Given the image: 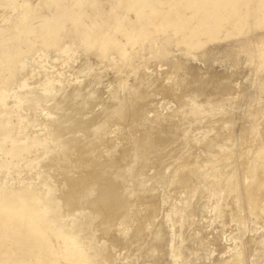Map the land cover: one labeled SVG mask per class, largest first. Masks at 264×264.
<instances>
[{"label":"rangeland","instance_id":"374dc122","mask_svg":"<svg viewBox=\"0 0 264 264\" xmlns=\"http://www.w3.org/2000/svg\"><path fill=\"white\" fill-rule=\"evenodd\" d=\"M164 1L166 3L161 4V3H159L156 0H121V1L120 0H12L11 2H9L10 4L6 5V4H2L3 1L0 0V9H1L0 13H2L0 15V17H1L0 18L1 19V21H0V23H1L0 24V29H1L0 30V36H1L0 37V97L1 98L0 99H2V98L4 99V100L2 99V101H4V102H2L0 100V102L2 103V104L0 103V107H1V109H0V114H1L0 115V117H1L0 121L2 120L0 122V125H3V128H5V126L7 125V127L5 128L4 132H3L4 129H2V126H0V130L2 131V132H0V161H2V163H4V164H6V165L8 164L10 166H12L13 164L14 165L16 164V167H18L17 168L18 171H16L17 170L16 167L13 168L14 165L12 167L9 166L10 167V169H9V167L8 168H7V166L4 167V164L2 165L1 162H0V166L1 165L3 166V167L0 168V171H2V172H0V174H1L0 176L2 177V178L0 177V179L3 180V182H0V186H1V188L4 187V188H2L3 190H9L10 188L14 190L16 188L21 189L23 186H25V187L31 186L34 183L35 177H36V180H38L39 182L43 181L42 183H43V186L45 187V190H46V194L44 195V198H45V201L51 207V211L48 213V216L51 219H54L55 217L58 218L59 224L60 223L64 224V223L68 222V220H69V222L71 220L73 230L76 233L80 232L83 237H86L89 240L91 239L90 243L92 245H95V247H97V249L101 253L106 249L107 244L110 243L111 246L115 245V248L113 247V249L117 250V251L121 250L119 252L121 254V257H124V258L126 257V259L120 257L119 258V262L116 263V264H122V263L126 264V261H127V264H143V263L144 264H146V263L148 264L149 262L150 263L153 262V264H161V263L162 264H166V263L167 264H173V263L174 264L175 263L179 264L178 261L179 262L181 261V262H183L181 264H184L185 262L187 263L192 258H193L192 260L194 261V264H198L200 261L203 262L201 264H205L204 262H206L207 260H208L207 261L208 263L212 262L211 259H213V261H214L215 260L214 256L219 255L218 252L220 254H223L224 251H226V248L228 246H229L228 248H230V250L227 248L228 249L227 253H224V255H223V256L226 255L228 259H230V257H231V260H233V261L235 260V258L236 259H240L238 264H244L245 262H246L245 264H247V262L250 263V264H256L257 262H258L257 264H260V263L264 264V260H263L264 259V247H263V244H264V242H263L264 241V239H263V236H264L263 228L264 227L263 226L264 225H262V224H264L263 223L264 222V218H263L264 217L263 216V214H264V212H263L264 211L263 210L264 209V203H263L264 198L262 197L264 195L263 194L264 193V185H263L264 184V179H263L264 176H262V174L258 173V172H260V173L263 172V175H264V160H263L264 159V156H263L264 154L262 153L264 151V148L262 147V146H264V49H263L264 47L263 46L259 47V44L255 43L256 39H258V33H260V32L264 33L263 32V30H264V0H170V2H169V0H164ZM167 2H168V4H167ZM13 3H15V4L17 3L18 8L20 9V10L17 9L18 13L16 12V10L12 11L13 10L12 7L14 5ZM1 5H2V7H1ZM3 6H5V7H3ZM170 7H172V9L175 11V13H174V11H172L173 13H171L170 15L168 14L169 16L166 15V16H168L169 24H166V25L165 24L164 25L159 24L158 25V23L160 21L162 22V20L166 17L165 16V11H163V10H168V9H170ZM4 9L5 10L9 9L10 13L12 12L13 15L9 14L8 10L6 11L7 14L5 12H2V11H5ZM22 11H24L25 13L28 12V15H29V16H26V18L24 19L23 22L21 21V17H22L21 14L23 13ZM176 11L178 12L179 15H176L177 14ZM249 11H251V12H249ZM252 12H255V14L252 13ZM232 14L234 15L235 18L233 17ZM248 14H250V15H248ZM3 16L5 17V19L3 18ZM11 16L15 20H13L11 18ZM9 17L11 19H8ZM16 19L19 20L20 22L16 21ZM172 19H173V21H172ZM40 20H44V23H42L43 21L41 23H38ZM141 20L144 21L143 24H145V25H147V23L149 24V29L151 31L148 32L149 31V29H148L147 33H145L146 31L145 32L144 31L143 32H139L138 34H135L136 36L132 35V37L129 40H126L123 37L122 33H121L122 29L125 26H126V28L130 27V29H135V28L138 29L140 27V21ZM88 31H89V33H87ZM153 31H154L155 34H152ZM228 32L231 33L232 37H230V38L226 37ZM205 34H207V35H205ZM255 35H257V36H255ZM112 36H113V38L115 37L114 39H119L123 43H125V46L121 47L117 43H115L116 45H114V43H112V42L108 43V41L110 40V37H112ZM149 36H151V37H149ZM197 36H199V37L197 38ZM215 37H217V38L215 39ZM233 37H235V38H233ZM211 38H212V40H211ZM220 38H221V40H219ZM192 39H193V41L188 42V41H190ZM198 40L204 42L205 46H202V47H199V48L191 47V45L195 44ZM154 41L157 43V44H155V46H154ZM250 41H252V42H250ZM260 41L262 42L263 40H260ZM260 41L257 40L256 42L259 43ZM93 42H94V44H93ZM244 42H245V44H244ZM101 43H103V44H101ZM205 43L206 44L208 43V44L206 45ZM263 43H264V41H263ZM96 44H98L97 47H95ZM111 44H112V48L110 46ZM109 46H110L111 49H113L112 51L108 50V49H110ZM115 47L116 48L119 47V48L116 49ZM256 47L259 48V49H257ZM101 48L104 49V52H103V49H101ZM120 48H122V50L127 51V55L128 56H126L125 58L120 56L122 50H120V53H119V51L115 52L116 50H119ZM105 51H106L107 54H105ZM60 52H61V54H60ZM104 54L108 58H106L104 56ZM59 55L65 56V59L66 60L68 59V60L67 61L64 60V57L62 58L61 56H60V58H58ZM104 57H105V59H104ZM172 57L173 58L177 57L178 59L175 58L174 60H172L173 59ZM31 59L32 60L34 59L35 63ZM108 59H109V61H108ZM128 59H131V60H129L130 62L128 61ZM162 59H163V61H162ZM179 59H180V62H179ZM38 60H39L40 63L41 62L42 63L39 64V62H37ZM69 60H70V62H68ZM71 60L73 61V63H72ZM101 60H102V62H101ZM104 60H106V61H104ZM125 60H127V62H129V63H126ZM159 60H161V61H159ZM176 60L179 62V63L177 62V64H180L182 62L181 65L175 64ZM200 60H201V62H200ZM122 61H123L124 67H123V65H119V64L122 63ZM30 62H31V64H30ZM36 62L38 63L37 64L38 67L37 68L35 67V69H34L33 66H36ZM171 62L172 63L175 62V63L173 65H170ZM52 63H53V65H52ZM67 63H69V64L66 65ZM155 63H157V64L155 65ZM158 63H160V64L158 65ZM183 63H187V64L183 65ZM193 63L195 64V66H192V65H194ZM128 64H130V65L127 66ZM133 64H135V65H133ZM114 65H115V67H113ZM125 65H126L127 68H125ZM152 65H154L155 67L152 66ZM175 65H176V67H175ZM182 65H183V67H182ZM119 66H122V67H119ZM131 66L133 68H131ZM134 66H136V68ZM166 66L169 67V68H167ZM177 66H178V69L180 68L182 70L179 69L180 71L177 72L176 71L177 70ZM189 66H190V69H189ZM31 67H33V68H31ZM192 67L193 68L196 67V69L194 68L196 72L199 70L198 71L199 72L198 75L200 74V78L201 79L199 78L197 73H195V71L192 70L193 69ZM20 68H22V69H20ZM118 68H120V70ZM121 68H123V69H121ZM147 68L151 69V71L149 72V70ZM152 68L154 70H156L158 73H156V71H154ZM156 68H159V69L162 68V69L159 70V69H156ZM164 68H165L166 71L168 70V72H167L168 76H167L166 71H164ZM29 69L30 70L32 69L31 71L33 73H31V71ZM124 69H126V70H124ZM173 69H175V70H174L173 73H171ZM33 70H35V71H33ZM123 70L127 71V72L126 73L124 72L125 74L122 75L120 73V71L123 72ZM184 70H186L187 73L184 72ZM71 71L73 72V74H72ZM192 71L194 72L195 76L193 75ZM23 72H24V75H23ZM164 72H165L166 75H164ZM20 73H22V76L23 77L25 76V77L24 78L22 76L20 77V75H21ZM56 73H57V76H56ZM155 73L158 74L157 77H155L156 76ZM160 73H161L162 76L160 75ZM174 73L177 74V75H174ZM190 73H191V75H190ZM25 74H28V75L30 74L29 77H31V79L28 76H26ZM65 74H69V76L65 75ZM118 74H119V76H118ZM186 74H188V75H186ZM32 75H35V77L32 78L33 77ZM63 75H65V76H63ZM196 75L198 76V78H197ZM207 75L209 77H212L213 80L210 81L211 78H209V77H208L209 79H207ZM164 76H166V78H164V80H163ZM169 76L173 77V78H170ZM182 76L183 77L186 76V77L184 79H181ZM193 76H194V78H193ZM27 77H28L29 81L27 80ZM50 77H51V80L48 81L49 83L47 81H44V80H46V79H48ZM70 77H72V78H70ZM143 77L145 78L144 81L142 80ZM176 77L179 79V81L176 80L177 79ZM187 77H189V79ZM215 77H216V79H215ZM221 77H223V79ZM52 78L54 79L55 82L52 80ZM68 78H70V79H68ZM118 78H120V79L118 80ZM174 78H175V81H174ZM76 79H78V80H76ZM123 79H125V80L127 79V82L125 80H123ZM158 79H159L160 82L157 81ZM128 80H129V82H128ZM161 80H163V81H161ZM181 80L185 81V82H182ZM195 80H196L197 83L195 82ZM218 80H220L219 82H222V80H225V81H223L224 83L226 81H229V82L225 83V84H223V82H222L221 84H219V86H217L218 83H219ZM259 80H261V81H259ZM18 81H20L21 84H18ZM25 81H27V82H25ZM50 81H53V83L55 85L52 82H50ZM56 81H60V82L62 81V82L61 83L60 82L57 83ZM80 81L82 83H80ZM123 81H124V83H123ZM166 81H167V83L164 84V82H166ZM176 81H177V83H175ZM189 81H190V83H189ZM192 81H193V84H192ZM204 81H206L207 83L204 82ZM214 81H215V83L217 85L214 83ZM24 82H25V84H24ZM41 82H42V84H41ZM44 82H46L48 85L46 83H44ZM142 82H143V84L144 83L145 84H150L151 83V86H154V85H157V86L159 85L160 86V84H162L159 89H156V90L152 89V91L150 93L151 95L149 93L146 94L147 95V98H146L147 100L146 99L144 100L145 103H144L143 100H140L141 98H139V97H134V96L133 97H129V92L134 88V85L139 86V85L142 84ZM156 82H157V84H156ZM161 82H163V83H161ZM212 82H213V84L215 86L213 84H211ZM173 83L176 84L175 87H176L177 91H175L176 90V89H174L175 87H172V86H174ZM182 83H184L185 85L183 86ZM81 84H84V85L82 86ZM179 84L180 85L182 84L181 85L182 87H180ZM58 85L59 86L62 85V86L59 87ZM93 85H95V86H93ZM178 85L183 91L179 87L177 88ZM201 85H202V87H201ZM210 85L211 86L213 85V87H210ZM221 85H222V87H221ZM13 86H15V88ZM40 86H42L43 88H47V89H43L42 90L40 88ZM44 86H48L50 88L48 89V87H44ZM68 86H70V87H68ZM167 86H168V88H167ZM30 87H32V88L28 89ZM125 87H126V89H125ZM127 87L130 88V89H127ZM185 87L187 89H185ZM218 87H221V88H218ZM18 88L20 89V91H18ZM189 88H190V92L188 91ZM192 88H194V89H192ZM222 88H224V89H222ZM228 88L230 90H228ZM23 89H24V91H23ZM25 89H27V90H25ZM200 89H202V90H200ZM214 89H218V90H216L217 92L216 91L212 92V90H214ZM219 89H220V91H219ZM21 90H22V92H21ZM45 90H48L47 91L48 92L47 93L48 96L47 95L44 96V93L46 92ZM61 90H62V92H61ZM83 90H84V92H82ZM30 91L31 92L33 91V93L32 94L29 93ZM115 91H117V92H115ZM113 92L115 94L116 93L117 94L115 95ZM124 92H126L125 96H124ZM162 92H164V93H162ZM188 92L190 94H193L192 96H190L191 98L188 96V94H189ZM214 92H215V97H214ZM55 93H57V94H55ZM65 93H66V95H64ZM154 93L156 94L155 96L153 95ZM183 93H185V94H183ZM186 93H187V95H186ZM198 93H199V95H198ZM16 94L18 96H16ZM42 94H43V96H42ZM159 94L161 96H159ZM178 94L180 96H178ZM195 94H197V95L194 96ZM185 95L187 97L184 98L183 96H185ZM260 95L262 97H260ZM39 96H40V98H39ZM152 96H153V100L151 99ZM156 96H158V97H156ZM164 97H167L168 100L166 98H164ZM120 98H121V100H120ZM125 99H127V100H125ZM18 100H20V101H18ZM31 100H32V102H30ZM40 100L41 101L43 100V101L41 102ZM122 100L127 102V103H125V105H127V106L126 107L124 106V107L125 108L128 107V108H127V111L125 110V112H124V117L122 119L119 118V119H117L115 121V119H113V118H116V117H114L116 112H114V114H113L112 111H115V109H117L116 107L121 103ZM154 100H156V101L154 102ZM37 101H39V102H37ZM59 101H61L62 104ZM35 102H36L37 105H35ZM116 102H118V103H116ZM16 103H17V105H16ZM18 103H20V104L18 105ZM112 103H113V105H112ZM133 103H135V107H133L134 106ZM158 103H160V104L158 105ZM187 103H189V104H187ZM218 103H220V104H218ZM21 104L23 106H21ZM26 104H27V106H25ZM136 104H138L139 109H141L143 107L144 108L138 111V106ZM142 104H144V106ZM149 104H150V107H149ZM152 104H154V105L157 104V105L155 107ZM44 105H46V106L44 107ZM2 106H4V107H2ZM24 106H25V108H24ZM41 106H42V108H41ZM56 106H58L57 109H56ZM145 106H147V107H145ZM181 106L182 107L186 106L188 108H184L183 107V111H182V109H181L182 107ZM7 107H8V109H7ZM106 107H107V109H106ZM153 107H154V109H152ZM160 107H162V108H160ZM249 107H251V108H249ZM178 108H179V110H178ZM156 109H157V111H156ZM6 110H8V111L10 110V111L6 113ZM58 110L61 112V114H60V112ZM142 110H144V111H142ZM162 110L164 111V115L170 114L171 113L170 111H173V112L176 111L175 112L176 116H174L175 114H173V112L170 114V116L172 115L175 118H171L172 119L171 120L170 117H168L169 115H167L166 116V121L164 122L165 119L164 120L162 119L163 122H160L159 121L160 118H165V116L162 115L163 114ZM187 110H189L190 112L187 111ZM249 110H252V112L249 111ZM3 111H5V112H3ZM32 111L34 112V115H33L34 118H32L33 120L31 119V121H30L29 114H31ZM47 111H48V113H47ZM63 111H64V115H63ZM109 111H111V113ZM152 111H154V112H152ZM159 111H162V112H159ZM128 112L130 113V115H129ZM132 112H133V115L131 116ZM148 112H152L151 114H155V115H151L149 113V115L151 116V118L149 119L150 116L148 115ZM158 112H159V114H156ZM126 113H128V114H126ZM134 113H136V114H134ZM139 113H140V115H139ZM143 113L147 114L148 116L147 115L145 116ZM189 113H190V115H188ZM3 114H4V116H2ZM8 114H9V116H8ZM15 114H16V116H14ZM45 114L46 115L48 114V115L46 116ZM101 114H102V116H101ZM107 114H109V115H107ZM204 114H205V116H206V114H208L209 116L208 115L206 116L208 118H206L204 116ZM6 115L12 119L11 124L13 125V129H12V126L10 124L11 119L8 118ZM35 115H38V116H35ZM93 115H94V117H93ZM104 115L106 116V118L108 117V119H110L108 121L109 128H108V126L103 128V130H105V134H104L103 130H100V129L97 130L96 129L97 128V124L102 123V121L106 119ZM157 115L158 116L160 115L161 117L159 118V117H157ZM178 115H179V117H181V116L182 117L179 118V117H177ZM214 115H215V117L216 116L217 117L215 118ZM31 116H32V114H31ZM211 116H213L214 119H211L212 118ZM228 116H229V118H228ZM259 116H261V117H259ZM14 117H17V119H15ZM18 117H19V121H18ZM47 117H48L49 120L46 119ZM49 117H51V118H49ZM92 117H93V119H92ZM136 117H137L138 120L136 119ZM183 117H185L184 119H186V121L183 119ZM187 117H188V120H187ZM126 118H127V121H126ZM131 118H132V120H131ZM157 118H158V120H157ZM24 119L27 120V121H25ZM56 119L58 121H56ZM63 119H64V121H63ZM69 119L70 120L72 119V120L70 121ZM46 120L47 121L51 120L52 123L46 122ZM148 120H149L150 123L153 121L152 123H153L154 127L152 126V123L150 124L148 122ZM168 120H170L169 121L170 123L167 122ZM175 120H178L179 122L175 121ZM215 120H216V122H215ZM60 121H62V122H60ZM66 121H68L69 123L66 122ZM94 121H95V123H93ZM111 121H113V122H111ZM114 121L117 122V124L121 123L122 128H121L120 124L117 125L116 123H114ZM155 121H157V122L155 123ZM171 121L172 122L174 121L176 124L174 122H173L174 124H172ZM184 121L187 122L188 124L189 123L190 124L188 125ZM258 121H261V122H258ZM7 122H8V124H7ZM43 122H46V123L44 124ZM253 122H256V123H253ZM32 123L35 124V125L33 126ZM110 123L112 125V129L114 128V130L111 129ZM129 123H130L131 126L133 124V126L131 127L129 125ZM177 123H178V125H177ZM179 123H181V124H179ZM184 123L187 124L188 126L185 125ZM258 123H260V124H258ZM52 124H54L55 127H53ZM56 124H57V126H56ZM140 124L141 125L144 124L145 127L143 125L141 126ZM147 124H149L150 126L147 125ZM165 124H168V125L172 124L171 125L172 127L170 125L166 126ZM224 124H225V127H224ZM253 124H254V127H253ZM30 125H31V127H30ZM68 125H69V127H68ZM92 125H93V127L96 126L95 127L96 131L93 129V127H91ZM136 125H137V127H136ZM160 125L165 126V129L169 128V131L167 129V131L164 130L162 132L161 129L163 130V128H161L162 126H160ZM173 125H174V127H173ZM208 125L210 126V128H209ZM32 126L35 127L36 129H39L41 127L42 128L37 130V132H35L36 129L34 130V128H33V130H32ZM88 126H90L92 128V131H91V128L88 127ZM114 126H116V127H114ZM151 126H152V128H151ZM190 126H191V128H190ZM192 126H193L194 129L192 128ZM194 126L197 127V128L195 129ZM250 126L253 127V128H251L249 130L248 128ZM184 127H186V128L183 129ZM245 127H247V128H245ZM258 127H259V129H257ZM7 128H10V131H9V129L7 130ZM66 128H68V129H66ZM144 128L145 129L151 128L152 131L151 130H145ZM189 128L193 129V131L190 130ZM28 129H29L30 132L28 131ZM61 129L65 130V131L67 130V131L65 133H64V131H63V133H61L62 132ZM126 129L129 132H127ZM156 129L160 130L161 133H163V134L161 135V133L159 131H157ZM179 129H181V130H179ZM210 129H212V130H210ZM41 130H43L44 133ZM47 130L50 131L52 134L51 133H47ZM52 130L56 131V132H53ZM109 130H111L110 133H109ZM116 130H119V131H116ZM136 130L138 131V133H136L137 132ZM140 130H141V132H140ZM142 130H144L145 132H142ZM243 130H244V132H243ZM255 130H257V132L260 133L259 135L261 137H259V135L256 134L257 132ZM134 131H135V134H133ZM146 131H147V133H146ZM153 131H154V134H156V136L153 135ZM194 131H196V132H194ZM198 131H200V133ZM202 131H203V133H202ZM222 131L224 133H222ZM245 131H246V133H249L248 131H250V134H252L253 131H255V133H253L252 136L250 134H247V135H250L251 137L248 136V137L245 138V136H246ZM5 132H9L7 134H10V132H13V133L10 134V135H7ZM93 132H95L96 134L93 133ZM113 132H115V133H113ZM148 132H150L149 135H147ZM156 132H158V134H160L162 138ZM4 133H5V135H4ZM45 133L47 134V136H46ZM57 133H59V134H57ZM89 133H90V135H89ZM106 133H107V135L109 134L108 135L109 137H107ZM111 133H113V134H111ZM117 133H119V134H117ZM139 133H140V136H139ZM64 134H65V136H63ZM92 134L93 135L95 134L97 137L95 135L93 136ZM125 134H127L126 137L124 136ZM131 134L133 135V137L131 136ZM213 134H216L215 135V137H216L215 139L218 138L216 141H215V139L213 137L214 136ZM58 135H59V137H58ZM66 135H68V136L66 137ZM91 135L93 136V138H90V137H92ZM117 135H119V136H117ZM120 135L121 136L123 135L122 138H121ZM163 135H164V137H165V139L167 141L166 140H162V139H164ZM165 135H167V136H165ZM196 135H198V136H196ZM201 135L202 136L205 135V137H203V139H202ZM221 135H222V137L220 139ZM235 135H237V136H235ZM256 135H258V136H256ZM62 136H63V138L65 140H63ZM112 136H113V138H112ZM127 136H128V138H127ZM141 136H142V138H141ZM146 136H148V138ZM151 136H155V138L153 139V137H151ZM191 136L193 138V141H194L195 137L196 138L198 137V139H199L200 136H201V138L199 140H201V139L202 140L198 141V139L196 140V138H195V144H194V142L192 141ZM241 136H243L242 139L240 138ZM1 137H2V140H1ZM7 137H9V138L6 141V139H4V138H7ZM11 137H13V138H11ZM99 137L102 139V140H100L101 142L99 141V139H100ZM168 137H169V139H168ZM249 137H250V140H249ZM257 137H259L261 139H259ZM107 138L109 140L108 144L106 143L107 142L106 141ZM129 138H131V139H129ZM255 138H257L258 141H256ZM57 139H59L60 141L57 140ZM69 139L70 140L75 139V140H73L71 142ZM92 139H93V142L95 143V145H93ZM103 139H105V140H103ZM144 139H146V140L143 141ZM173 139H175V140H173ZM210 139L213 142H210L211 141ZM79 140H81V141H79ZM110 140L112 141V143H111L112 145L110 144V142H111ZM141 140H142V142H141ZM159 140H162V141H159ZM220 140H221V142L218 143L217 141H220ZM247 140H248V145L246 144ZM252 140H254L255 142L252 141ZM37 141H39V142L42 141L41 143H43V144L40 145V143L37 142ZM129 141L131 143L132 142H134V143L131 144V143H129ZM139 141L141 142V143H139V145L144 143V147H143V144L141 146L138 145ZM165 141H166V143H164ZM184 141L186 142V144L184 143ZM189 141H191V142H189ZM208 141L211 143L210 146H212V147L209 146V142ZM222 141L223 142L225 141L224 142L225 144H222ZM226 141H228L229 144ZM74 142L77 145H75ZM84 142H85V144H83ZM99 142L102 143V144H100ZM103 142H104V144L106 143L107 147L103 145ZM236 142L238 143V146L236 145L237 144ZM242 142H244V143H242ZM35 143H37V144H35ZM38 143H39V145H38ZM58 143H60V144H58ZM126 143L130 144L129 146L131 148L129 146H126L127 145ZM149 143L150 144L153 143V144L150 145ZM191 143H193V144H191ZM196 143H197V145H196ZM259 143L262 144V145H259ZM44 144H45V146H43ZM51 144H52V147H51ZM79 144L80 145L82 144V146H80ZM87 144H90V145L92 144V146H90V148L87 149V146H88ZM96 144H98L97 147H95ZM148 144L151 147H153V145H154V148L148 147ZM219 144H220L221 148H222V146L224 147V145H225V147L222 148V150L221 149L216 150L217 147L220 148ZM242 144H244V146H242ZM256 144H257V146L259 145L258 146L259 149H263V151L261 150V152H260L261 154L259 153L258 148L256 147ZM54 145H55V147H54ZM74 145H75V147H74ZM123 145L125 146L126 149L129 148L130 150L131 149L132 150L131 151L129 149L125 150V148L123 149V147H124ZM155 145L157 147L160 146L162 148L163 154H161V153L159 154V152H162L160 150L161 148L160 147H159L160 149L159 148H155ZM164 145H166L167 147L164 146ZM213 145H214V147H213ZM215 145H218V146L215 147ZM34 146H35V148H34ZM46 146H47V148L45 149ZM98 146H101V147H98ZM39 147L43 148V150L40 149ZM102 147H104V148H102ZM135 147H136V149H135ZM163 147H166V148L163 149ZM29 148H31V150H33V151L29 150ZM83 148L86 149V152L84 151L85 149L83 150ZM97 148H99V149L102 148V150L104 149L105 151L104 150L103 151L99 150ZM150 148L154 149V153L155 154L152 152L153 150H151ZM209 148H210V150L212 149V151L208 150ZM245 148H247L246 150L249 149L248 150L249 152L246 151V150L244 151ZM256 148H257V150H256ZM25 149H27V150H25ZM39 149L41 150L40 152H39ZM91 149H94L92 151L95 152V153H93L91 151ZM192 149L195 150V153H194V151ZM230 149H231L232 153H230L231 151L227 152ZM28 150L30 152H28ZM34 150H36V151H34ZM64 150H65V152H64ZM66 150H67V152H66ZM135 150L136 151L138 150L137 151L138 153ZM141 150H143V152ZM158 150H160V151H158ZM213 150H214V152H213ZM225 150H226V153L224 152ZM37 151L39 153H35ZM88 151L90 152V154H89ZM97 151H99L100 153L102 152L105 157L103 156L102 153H101L102 155L99 154V152L96 153ZM117 151H121L123 156L120 155L121 154L120 152L118 154ZM140 151H141V153H140ZM220 151H222V154H221ZM32 152H34L38 156L40 155L41 158L38 157L37 155L36 156L38 158L35 157L34 153H32ZM41 152H43L44 154L43 153L40 154ZM71 152L73 154H75V155L80 152L81 153L80 156H82V157H80V159L77 162H79V163L81 162L84 165L82 164V167H81V164H78L75 161L74 163H76V164H73V165H75V167H78L77 169H79V170H76V168L74 170V168H73L72 171L70 172V174L67 175L64 172H62L63 171V164H64V162L66 164L68 163L69 165L72 164L73 161L71 160V158H68V155L71 154ZM123 152H124V154H123ZM125 152L128 155L125 154ZM177 152H178V155H177ZM218 152H219V154L217 155L216 153H218ZM130 153H131V155H129ZM229 153H230V155H229ZM254 153H255L256 156L254 155ZM73 154H71V155H73ZM84 154L86 156H84ZM136 154H138V155H136ZM140 154H141V156H140ZM142 154H144V155H142ZM151 154H152V156H150ZM166 154L167 155L169 154L168 155L169 157H165L164 158V156H167ZM249 154H250V156L252 158L249 156ZM95 155H97L96 158L94 157ZM132 155L134 157L137 156L138 158H135V159L136 160L138 159L140 162L138 160L137 161L134 160L133 159L134 157L132 158ZM185 155H186V157H185ZM192 155H193V157H191ZM214 155H216V156L214 157ZM232 155L233 156L236 155V156L232 157ZM261 155H262V158L260 157ZM62 156H64V157L62 158ZM98 156L99 157L102 156L101 157L102 159L99 158ZM106 156L108 158L110 156H112L111 157V161L107 160ZM145 156L146 157L148 156V158L146 159ZM160 156L163 158L162 161H165L167 163L166 164L165 162H163V164L165 163V165H163L164 168L166 167L164 171L162 170L164 168L161 165L162 162L160 161V159H161ZM34 157L37 159V161H36V159ZM188 157H191L190 159L192 161H193V158H194V161L193 162L190 161ZM236 157H237V159H235ZM243 157H244V160H243ZM81 158H83L84 161ZM88 158L89 159L92 158V159H90L91 162H90V160L88 161ZM115 158H116L117 162L115 161ZM149 158H150V160H149ZM166 158H167V160H166ZM187 158H188V161H187ZM205 158H207V159H205ZM259 158H260L261 161L259 160ZM30 159L32 160V162H31ZM95 159L100 161V162H96ZM219 159H220V162L222 161L221 165L219 163ZM239 159L243 160L241 162V164H239V161H240ZM250 159L253 160V161H251ZM27 160H28V162H27ZM29 160H30V162H29ZM101 160L103 161L104 164H106L108 162L109 163L106 164V166H105V165H103ZM104 160L106 161V163H105ZM112 160H114V161H112ZM143 160H145L144 161L145 163L143 162ZM148 160L150 162H148ZM228 160H230V161H228ZM5 161H7V162L5 163ZM33 161H35V162H33ZM134 161H136V162H134ZM178 161L181 163V165L178 163ZM227 161H228V164H227ZM244 161H246V164L245 163L243 164ZM36 162H37V164H36ZM84 162L87 163V165ZM92 162H94V163H92ZM115 162L117 164H115ZM118 162H119V164L121 162V164L123 166H124V163H125V166L122 167L121 165L118 164ZM122 162H124V163H122ZM126 162H127V164H126ZM151 162L152 163L155 162L153 164L154 165L156 164L155 165L156 168L154 167L153 164H151ZM176 162H177L178 165L176 164ZM214 162H215V165H214ZM259 162H260L261 166L263 167V170H262V168L260 169L261 166H260ZM25 163H27V164L29 163V166L27 164H25ZM32 163L34 165H36L35 169L33 167H32L33 169L30 168L32 171H34V174H36V172L38 174L41 171L40 172L41 174L39 173L38 174L39 176L36 175L34 178L28 177L29 176L28 175V169L29 168L28 169L26 168L27 166L31 167ZM100 163H101V165H100ZM111 163H114L116 166L114 164H111ZM133 163H134V165L137 164V166L136 165L134 166ZM188 163L190 165H193V166H188L189 165ZM223 163H224L225 166H222ZM236 163H238L240 166L238 164H236ZM77 164H78V166H77ZM96 164H97V166H96ZM130 164H132V165L130 166ZM149 164H150V166H149ZM159 164L162 167L159 166ZM229 164H230V166H228ZM235 164H236V166H235ZM23 165H25L26 167L23 168ZM90 165H91V167H90ZM107 165L108 166H110V165L113 166L114 165L113 166L114 168L113 167L111 168V166L109 168ZM142 165H143V169L141 167ZM146 165H148V166H146ZM242 165L245 166L248 169L250 168L249 171H252L251 170V167H252V169H254L252 172L254 174V171H255V174L257 175V177H256V175L252 176V174H250L252 172L249 173L247 171V169L246 168L244 169V167ZM98 166L99 167H101V166L104 167L105 166V168H106V169L105 168H101L102 171L100 173H101L103 178H100V179L98 178L99 177L98 174L100 175L98 170L100 171L101 169ZM120 166H121V168H120ZM133 166H134V168H133ZM152 166L155 169L152 168ZM174 166H176V167H174ZM187 166L189 168H187ZM196 166H197V168L198 167L199 168L197 169ZM208 166H209V170H206V169H208ZM137 167L139 168V170L140 169L141 170L139 171ZM145 167H146V169H145ZM171 167H173V168H171ZM183 167H185L186 170H184ZM220 167L221 168L225 167L226 169L223 168L224 169L223 170V169H220ZM240 167H243V168H240ZM3 168H6L5 170L7 172L5 171V173H7V175H5V173L3 171L4 170ZM83 168L85 170H82ZM126 168L128 170L132 169L131 171H132L133 174L129 170V174H130V176H129V174L127 173L128 170ZM176 168L177 169L181 168V169L178 170V173H177V169ZM233 168H235V169H233ZM107 169H109V170L111 169V171L114 172L113 174H115V177L112 176L113 175V174H111L112 172L108 171ZM121 169L122 170L126 169V170H124L126 172L122 171ZM136 169L138 170L137 171L138 174L136 172ZM173 169H175V170H173ZM189 169L191 170V172L193 171V173H191L189 171ZM204 169L206 171H208V174L212 173V174H210V176L212 175L211 177H214V179L211 178V180L206 181L208 178L210 179V176H207L208 174H207V172H205ZM243 169L246 170V172H248L247 175H245L246 173H244L245 171ZM93 170H95V171L97 170L96 171L97 173H95V171H93ZM105 170L109 173V175H106L107 172ZM115 170L116 171L118 170V172L115 173ZM171 170H173V172H174L173 174H174V176L177 179H175V177L172 176L173 174L171 175V173H172ZM182 170H184L185 173ZM239 170H240L241 173L244 174L243 177H242L243 174H240ZM19 171H20V174L22 173L21 174L22 176H20V177L18 175L19 173L17 174V172H19ZM21 171H23V172H21ZM24 171H25V173H24ZM143 171H145V172H143ZM215 171H216V173H215ZM218 171H220V172H218ZM230 171H232L231 172L232 174L230 173ZM56 172H58V173H56ZM92 172H94V173L92 174ZM187 172L188 173L190 172L189 173L190 176L188 175ZM195 172H196V174H195ZM199 172H201V173H199ZM204 172L206 174H204ZM221 172H223V173H221ZM227 172H228V176H227ZM234 172H235V174H234ZM60 173H61V175H60ZM135 173H136V175H134ZM156 173L159 176V178L157 177ZM162 173H164V175ZM166 173H167V176H166ZM182 173H184V174L182 175ZM54 174L55 175L58 174L59 178H58V176L55 177ZM71 174H73L72 176H75V175L78 176V175H81V174L85 176V174H86V179L83 176L82 178H84L83 179L84 181L80 180L78 182V183H81V181H82L83 183H81V184L84 185V186H86L85 184L88 183V181H86V180L89 179L88 175H89V177L91 176V178L89 180L93 179L94 182L92 180L89 181V184L87 185L89 187H85V188H87V190H86L85 188H83V186L81 184H79L80 186H78L77 182L73 183V182L70 181V180H72V179H70V177H71L70 175ZM110 174H111V176H110ZM122 174L123 175L126 174V176L124 175V177H122L123 176ZM131 174H132V177L135 176L134 179L136 178V176H137V178H140V175L144 174L143 176L146 179H144V177H141L139 179V181L137 179L133 181V178H131ZM161 174H162V176H160ZM186 174L189 176V178L187 176V178H186L187 180L182 177L184 175H185L184 177H186ZM229 174H231L232 176L229 175ZM236 174H237V176H236ZM96 175L98 176L97 178H96ZM146 175H148V176H146ZM104 176L106 178H109V179H106ZM163 176L164 177L166 176V177L164 178ZM168 176H169V178H168ZM198 176H200V178ZM259 176L262 177V178H260ZM22 177H26L27 180L25 178H22ZM118 177H120L119 178L120 180L118 179ZM160 177L162 178V180H161ZM170 177L172 179H170ZM203 177H206L207 179L203 178ZM235 177L237 179H235ZM240 177H242V178L240 179ZM255 177L257 179V182H259V184L256 182ZM258 177L260 178V180H259ZM60 178H61V180H60ZM94 178H96V179L94 180ZM112 178L113 179L115 178V180L118 179L117 180L118 183L116 181L114 182V180ZM125 178H127V179L125 180ZM142 178H143V181H142ZM147 178L151 180V181L149 180V182L151 184L148 183ZM153 178H154V180H153ZM182 178H183V180H182ZM219 178L223 179L222 182H221V179H220L221 183L215 181L217 179L219 181ZM110 179H112L111 183H109V181H108ZM121 179H122V181H121ZM166 179H167V181H166ZM184 179H185V183H184ZM242 179H243V181L241 182ZM261 179H263L262 182H261ZM98 180H100L101 183ZM123 180H125V181H123ZM160 180L163 181L164 183L161 182ZM188 180H189V182H188ZM226 180L230 181V183H227L226 185H228L230 188L232 187L231 189L227 186V189L225 190L226 185H224V183H226ZM234 180H236V181H234ZM18 181L20 182V184L18 183ZM21 181H22V183H21ZM102 181H104V182L102 183ZM119 181H121V182H119ZM131 181H133V182L131 183ZM144 181H145V183H144ZM190 181H192V182H190ZM59 182H60V184H59ZM69 182L71 183V185L68 184ZM91 182L93 184L95 183L94 184L95 186L93 184H92L93 185L92 186ZM97 182H99V184ZM134 182H136L137 184L136 183L134 184ZM140 182L143 183V186L144 185L148 186L149 184L150 185H149V187L145 188V186L143 187ZM178 182H180V183L182 182L184 184L188 183L187 185H189V186L193 183L194 185L192 184V186H194V187H191V186L187 187L185 185L184 188H183L182 185H184V184H181V187H178V184L180 186V183H178ZM243 182L245 184V187H244ZM249 182H251L250 183L251 186L249 185ZM96 183L98 184V187H97ZM139 183L141 184V186H140ZM156 183L157 184L159 183L158 185H160V183H161V185L159 186L160 188L158 187V185ZM167 183H170V184H167ZM217 183H220V184H217ZM256 183H257V185H255ZM67 184H68V186H67ZM75 184H77V186ZM101 184H105L104 187L101 186ZM127 184H129V188H127V186H128ZM130 184H131L132 188L130 187ZM155 184H156V186H154ZM162 184H164V185H162ZM240 184H242L243 187ZM16 185H17V187H16ZM18 185H20L21 187H19ZM167 185H169L168 186V187H170L169 189H168ZM60 186H62V188H64V190L66 188L70 187V186L75 188V189L72 188L73 192H72V195H71V199L73 198V201L76 200L75 201V210H76L77 207L78 208H77L76 211L73 210V212L71 213V214L74 213L73 217H69L68 218V216H71V215H69L70 212H68L66 215H63V214H65V211H64L63 206L61 204H63L64 200L62 199V201H61V198H59L57 196L58 192L60 191L59 190ZM125 186H126L127 189H129V190L131 189L133 191L132 195H131V192H132L131 190H130L131 192H129L130 194L126 195V194H128L129 190H126ZM153 186H154V188L152 189L151 187H153ZM163 186L164 187L166 186L167 188L166 187L164 188ZM256 186H257L258 189H260L259 192L256 191L257 190V188H255ZM261 186H262V188H261ZM77 187L79 189L81 188L80 190H82V189L83 190L80 191L79 189H77ZM101 187H102V191H101ZM141 187H142V189L143 188L144 189L142 190ZM161 187H163V188H161ZM88 188L89 189L91 188L92 190L90 189L91 191H88L89 190ZM117 188H119V189L117 190ZM181 188H183V189H181ZM189 188L192 189V190H190ZM221 188H223V189H221ZM233 188L236 191L232 190ZM241 188H243L244 191H245V188H246V193L243 192V189H241ZM137 189H139V191ZM187 189H188V191L190 190L189 191L190 193H188ZM76 190H79L81 192V194L79 193V191H76ZM84 190H85V193H84ZM98 190H100L102 193H100V191H98ZM105 190H106V192H105ZM122 190H123V192H122ZM149 190H150V192H147ZM165 190H167V192H170L171 195H170V193H166ZM251 190H252V192H250ZM124 191H127L126 194L124 193ZM143 191H144L145 194L143 193ZM184 191H186V192H184ZM230 191H232V192L234 191V192L231 193ZM253 191H256V192H254L256 194H254ZM260 191H261V193H260ZM7 192L6 193L0 192V264H58V263L66 264L67 261L65 259H57V258L54 259L55 257H53L51 255V252H50L51 248L55 247L54 245L57 246L58 245V241H57L56 238H54L55 236L53 235L52 230L50 231V229H51L50 226H48V225L44 226V224L43 225H39L36 222L35 218H33L31 215H29L30 211L33 209V207H35L34 206L35 204L27 198V194L24 193V192H20V190L18 191L19 193H13L12 190L11 191H7ZM90 192H93V196H92V193H90ZM94 192H95V194H94ZM98 192H99V194H98ZM157 192H158V194H157ZM197 192H200V194L203 196L202 197L201 195H199V193L197 194V196H200L201 199L196 197V193ZM107 193H109V194H107ZM137 193H138V195H137ZM205 193L208 194V195L204 196L203 194H205ZM237 193L242 196V197L240 196L242 199L239 202L237 200L240 197L238 196ZM248 193H249L250 196L248 195ZM258 193H259V196H257ZM8 194H9V196H8L9 198L7 197ZM76 194H77V196L79 195L81 198H79V196L78 197L75 196ZM102 194H104V196L107 197V198L103 199V195ZM121 194L123 195L122 197H121ZM143 194L147 197L146 199L144 198L145 200H142L143 197H142V199H140L141 196H144ZM152 194H154V197L153 196L151 197ZM155 194H157V195L155 196ZM164 194L165 195L168 194L169 197L166 198ZM172 194L175 195L174 199L172 198ZM229 194L232 195V196H230V197H232L231 200H230V197L229 198L227 197V196H229ZM245 194H247L246 196H249V198L245 197ZM73 195H74V197H73ZM96 195H98V196H96ZM125 195L127 197H125ZM147 195L148 196L150 195L151 199L148 198ZM186 195L188 196V203L186 201L187 200V196ZM189 195H190V197H189ZM84 196H86V197L88 196L90 198L86 199V197H84ZM129 196H135V197H132V199H130ZM136 196L137 197L140 196L139 197L140 200ZM243 196H244V200H243ZM12 197H14V198H12ZM99 197L102 198V199L100 200ZM184 197L186 198L185 202H184V199H185ZM253 197H255V198H253ZM96 198L99 201H97ZM158 198H161V199L158 200ZM179 198H180V200H179ZM182 198H184V199H182ZM204 198H205V200H204ZM147 199H149V200H147ZM170 199H172V200H170ZM198 199L202 200V202L204 201L203 203H205L207 201L206 205H204L202 202L198 201ZM253 199L255 201H253ZM94 200H95V202H94ZM107 200L110 203L107 202ZM173 200H174V202H172ZM245 200H246V202H245ZM89 201H91V202H89ZM101 201H103V203H101V205H99L98 202H101ZM137 201L140 202V206L142 205V207H140V208L141 209L143 208V210H141L139 208V203ZM141 201L143 202L142 204H141ZM144 201H146V202H144ZM150 201H151V203H150ZM153 201H154V203H153ZM233 201L236 202V203H234ZM241 201H243L245 203L242 202L243 203L242 204ZM182 202H184V203L182 204ZM193 202L196 204L195 207L193 206V204H194ZM199 202L202 204V206L197 204ZM247 202H249V203L247 204ZM255 202H257V203H255ZM84 203H86V204L83 205ZM126 203H128V205H126ZM135 203L137 204L138 207L136 205H135V207H133ZM145 203H147L148 205L147 204L145 205ZM227 203H228V206H227ZM252 203H253V205H252ZM79 204L82 205V206H80ZM88 204L91 205V207H88L89 206ZM94 204H97V205H94ZM152 204H154V205L152 206ZM160 204L161 205L163 204L162 208H161ZM240 204H242L241 207H240ZM259 204H262V206L261 205L259 206ZM131 205H133V206H131ZM186 205H188V206L185 207ZM230 205H232V207ZM255 205H258V206H255ZM94 206H95V209H97L99 206H102V207H101V209L99 207L98 210H100V211H98V210L94 209ZM121 206L124 207V209L126 211ZM156 206L158 207V209H156ZM166 206L169 207V208H167ZM191 206H193L195 209L192 208ZM238 206L241 209H239ZM248 206L250 208L249 211L247 209ZM170 207L171 208L173 207V210ZM176 207H178V209H181V210L180 211L177 210ZM206 207H207V209L208 208L209 209L205 211ZM257 207H259V208H257ZM18 208H19V210H18ZM91 208H93L95 211L92 210ZM132 208H133V211L131 210ZM138 208L140 210H137ZM242 208H244V209L242 210ZM88 209H90L93 212H97L98 211V212L102 213L103 217L106 216L105 218H103L102 221H106L107 219L111 220L112 219L111 217H113V219L111 221L109 220V222H108V220L105 223L103 222L104 224H102V222H101V224H99L100 227H99V225H98V227L96 226L98 228L97 229L95 226H93L95 224L93 223V220L91 219V217L89 215H87V213L89 214L91 212ZM175 209H176V211H175ZM184 209L186 211H183ZM192 209L193 210H197V209L200 210L201 209L200 211L201 212L205 211V213L203 212V214H201V212L199 210L193 211ZM227 209H229V210H227ZM128 211H129L130 214H128ZM191 211L194 214L193 217H195V219L197 221L192 220V217L190 218V215H192ZM230 211L231 212L233 211L232 212V216H234L236 218V220H235V218L231 217V212ZM234 211H235V213H234ZM237 211H240V214ZM256 211H257V213H256ZM62 212H64V213H62ZM135 213H137V215H135ZM181 213H183V214H181ZM241 213L243 214L242 216L245 215L244 216L245 218L248 217L247 218L248 220L246 219L247 221L245 220V218H243V219L241 218L242 217V216H240ZM253 213H255V214H253ZM261 213H263V214H261ZM117 214H119V215H117ZM148 214H150V215H148ZM179 214L181 215V218H180ZM187 214L189 216H187ZM247 214H250V215L247 216ZM110 215H111V217H110ZM116 215H117V217H116ZM138 215H140V217ZM199 215L202 216L201 219H200V217H198ZM203 215L206 216V220H205V221H207L206 223L203 222L204 221L203 218H205ZM224 215H226V220L227 221L229 220L228 222L226 220L223 221ZM227 215L228 216L230 215L229 219H228ZM256 215H258V216H256ZM63 216H66V217H63ZM131 216L134 217L135 220L132 219ZM144 216H147V217H144ZM177 216H179V218L183 219V220L179 221ZM221 216L223 217L222 219H221ZM236 216L238 217V219H237ZM137 217H139V218L136 219ZM141 217H143V218H141ZM197 217H198V219H197ZM230 217H231V220H230ZM260 217H261V219H260ZM67 218H68V220H67ZM129 218H131V219H129ZM146 218L148 220H145ZM172 218L174 220L177 219L176 220V224H175V221ZM80 219H82L84 221H81ZM127 219H128V226H129V223H130L129 227L126 226L127 225L126 224L127 223ZM140 219L142 220V222H141ZM150 219L153 220L152 223H150L151 221L149 222ZM259 219L262 220V221H260ZM122 220L125 221L124 222L125 226H124V223H123ZM136 220H138V222L139 221L140 222L138 223V222H136ZM198 220H201L202 223H200ZM238 220H240V222ZM144 221H147V222L145 223ZM193 221H195V222H193ZM242 221L243 222L246 221V222L243 223ZM148 222L150 223L151 226L148 224ZM178 222L180 223V225L177 224ZM257 222H259V223H257ZM120 223H121V225H119ZM164 223H165V226H164ZM188 223L189 224L191 223L192 225L194 224V226H192L191 224L189 225ZM224 223L227 224V225H225ZM131 224L133 226H131ZM146 224H148L149 226L146 225ZM198 224H200V226ZM201 224H204V225H201ZM104 225H105V227H104ZM182 225H184L185 228ZM248 225H249V227H248ZM101 226H103V227H101ZM114 226H115V228H113ZM118 226H120V227L123 226V228L119 227V229L117 230ZM261 226H262V228H261ZM92 227L93 228L95 227V228L93 229ZM132 227H133V229H132ZM146 227H148V229ZM189 227H192L194 230L195 229H197V230L193 231L192 228H189ZM198 227L201 229V231H200V229H198ZM83 228H86L87 230L86 229L84 230ZM134 228H136L135 231H134ZM149 228H151V230ZM257 228H260V232H261L262 236L260 235L259 229H257ZM102 229L103 230L105 229L104 231H108L106 233L107 236L104 235L105 232L102 231ZM126 229H127V232H126ZM140 229H142V231H143V232H141V235H140L142 237L138 236V233L140 234V231H141ZM154 229H156V230H154ZM163 229H164V231H162ZM82 230H84V231H82ZM93 230H95V231H93ZM120 230L121 231L122 230L125 231L124 232L125 235H122V233L119 232ZM129 230L131 231V233H133V235H131V236L129 235V234H131L130 232H128ZM136 230H138L139 232L138 231L136 232ZM111 231H112L113 234L110 233ZM191 232L194 235L191 234ZM214 232H215V234H217V232H218V236H215ZM120 233H121L122 236L120 235ZM161 233L162 234L164 233V236L161 235ZM195 233L197 234V236H195L196 235ZM204 233H206V234H204ZM102 234H103V238H102ZM108 234H109V236H108ZM134 234H135V236H134ZM181 234L182 235L184 234V237H186V239L183 236H181ZM251 234H256V236L250 237ZM97 235H98V237H97ZM117 235H118V237H117ZM144 235H147V237L144 236ZM160 235L163 236V238H161ZM207 235H208L209 238L207 237ZM259 235L262 238L259 237ZM105 236H106V238H105ZM126 236H127V238H125ZM128 236H130V237H128ZM132 236H134L133 239H131ZM154 236H158V237L157 238L156 237L153 238ZM119 237H121V238H119ZM145 237L147 238V240H145L146 239ZM182 237L184 238V240H182L183 239ZM187 237H189V238H187ZM192 237L194 239L196 238L195 240H198V241H195V240L193 241ZM204 237H205L206 242L209 243V246L207 245L208 243L206 244V246L202 245L203 243H206L205 240L203 241ZM211 237H214V238L219 237L218 239H219L220 242H217L218 241L217 239H214V238L211 239ZM223 237H224V240L221 241L223 239ZM101 238H102V240H101ZM111 238H113V240ZM115 238H116V240H115ZM128 238L130 240H132V242L130 240H128ZM160 238L162 239V241L164 240V238H165V240L162 242ZM104 239H107V240H105L103 242ZM121 239L122 240L126 239V240L122 241V242H124V243H122ZM200 239H202V241H200V242H202V244L198 245L200 243L199 242ZM208 239L209 240L211 239L212 242H213V239H214V243L216 242V243H218L220 245V247H218L219 249L215 246L216 244L210 243L211 241L209 242ZM253 239L254 240L256 239V242L253 241ZM109 240H110V242H109ZM114 240L116 242L113 244ZM117 240H119V241L117 242ZM166 240H167L168 244H167ZM176 240H178V242ZM186 240H187V242L185 243ZM259 240L261 241L260 244H259ZM100 241H102V242L100 243ZM136 241L138 243H134ZM190 241H191V243H190ZM243 241H245L246 243L243 242ZM120 242L123 245H121ZM125 242H128V245ZM130 242L133 243V244H131ZM165 242H166V244H165ZM262 242H263V244H262ZM129 243H130V246H129ZM150 243H151V245H150ZM155 243H158V244H155ZM160 243H161V245H160ZM162 243L165 244V245H163ZM243 243H244V247L245 246H248V247L244 248L243 247ZM253 243H257V244H253ZM124 244H125V246H124ZM143 244H146V246L143 245ZM154 244L156 246L157 245L158 246L156 247V246H154ZM192 244H194L196 246H194ZM211 244L214 247L210 246ZM230 244L231 245L233 244L234 246L232 245L233 247H231ZM116 245H117L118 248L120 247L121 249L120 248L116 249ZM186 245H188V246H186ZM239 245H240V248L237 247ZM137 246H139V247H137ZM203 246H204V250L200 249L201 247L203 248ZM221 246H223V248L225 250ZM250 246H251L252 250H249ZM255 246H258V247L255 248ZM123 247H125L126 249L123 248ZM144 247H146V249ZM175 247H176V249H175ZM197 247L200 249V253L203 251L201 254L199 253V251H198L199 249ZM209 247H212V248L209 249ZM261 247H262V249H261ZM149 248L151 249V251H149L150 250ZM177 248H179V249H177ZM194 248L195 249L197 248L198 250L196 249L197 250L196 251ZM205 248L209 249V253H208L207 249L205 250ZM243 248H244V250H243ZM87 249H89V248H87ZM127 249H130V250H127ZM131 249H132V253H135V252L136 253L135 254H131L130 253ZM147 249H149V250H147ZM181 249H182V251H181ZM188 249L190 250V252L188 251ZM124 250H125L126 253H124ZM191 250L193 251L192 253H191ZM238 250L240 252L243 250V252L240 253ZM245 250L248 253L246 255L247 258L245 256H243V253H244ZM122 251H123V253H122ZM152 251H155V252H153L154 254L152 253ZM127 252H128V254H127ZM142 252H144V253H142ZM195 252H198V253L194 257V256H192V254L194 255ZM87 253H89L90 256H92V255L94 256L95 255L94 252L91 251V249L87 250ZM150 253H151V255L149 256ZM176 253H178V254H176ZM147 254H148V256H146ZM166 254H167V256H166ZM199 254L201 255V257H200L201 260L198 259L199 258ZM206 254H207V257H206ZM126 255H130V257L129 256L127 257ZM139 255H142L143 257L139 256ZM182 255L183 256L185 255L184 256L185 259H183ZM202 255L206 259H204V258L202 259ZM240 255H242V256H240ZM251 255H253V256H251ZM152 256H154L153 259L154 258L156 259V258L159 257L158 260H160V261L157 262L156 261L157 259L153 260ZM186 256H188V259H187ZM228 256H230V257H228ZM144 257H146V259ZM189 257H190V259H189ZM241 257L242 258L245 257L246 261L244 263H243V259L244 258L242 259V263H241ZM95 259H97L96 262H99V263L101 262V260H99V258H95ZM148 259H152V260L150 261ZM182 259H183V261H182ZM145 260L149 261V262H146ZM192 260L190 261V263L189 262L188 263L189 264H193ZM195 260H196V262H195ZM159 262H161V263H159ZM208 263H206V264H208ZM101 264H105V263L101 262ZM212 264H214V262H212ZM216 264H217V262H216ZM235 264H237V262Z\"/></svg>","mask_w":264,"mask_h":264},{"label":"bare ground","instance_id":"6f19581e","mask_svg":"<svg viewBox=\"0 0 264 264\" xmlns=\"http://www.w3.org/2000/svg\"><path fill=\"white\" fill-rule=\"evenodd\" d=\"M2 1H3L2 4H6V5H8V4H10L9 2H11L12 0H2ZM120 1H121V0H120ZM156 1H158V2L161 3V4L166 3L164 0H156ZM169 2H170V0H169ZM18 3H19V2H18ZM13 4H14L13 7H12L13 10H12V9H11V10H12V11H15V10H16V12H17V11H18L17 9H19V8H18V5H17V3H16V4L13 3ZM20 4H21V3H20ZM167 4H168V2H167ZM11 5H12V4H11ZM9 6H10V5H9ZM1 7H2V5H1ZM3 7H5V6H3ZM0 10H1V9H0ZM4 10H5V9H4ZM7 10H8V12H9V14L13 15L12 12L10 13L9 9H6L5 11H2V12H5V13H6ZM19 10H20V9H19ZM249 10H250V9H249ZM163 11H165V16H166V15H168V14L170 15L171 13H173L172 11H174V10L172 9V7H170V9H168V10H163ZM247 11H248V10H247ZM22 12H23V13L21 14V16H22V17H21V21L23 22L24 19L26 18V16H29V15H28V12H26V13H25L24 11H22ZM176 12H177V11H176ZM249 12H251V11H249ZM5 13H4V14H5ZM17 13H18V12H17ZM174 13H175V11H174ZM252 13L255 14V12H252ZM1 14H2V13H0V15H1ZM6 14H7V13H6ZM15 14H16V13H15ZM15 14H14V15H15ZM238 14H239V13H238ZM18 15H19V14H18ZM169 15H168V16H169ZM172 15H173V14H172ZM176 15H179L178 12H177ZM176 15H175V16H176ZM232 15H233V14H232ZM248 15H250V14H248ZM168 16H166V17L162 20V22L160 21V22L158 23V25H159V24H162V25H164V24H165V25H166V24H169ZM175 16H174V17H175ZM243 16H244V15H243ZM245 16H246V15H245ZM177 17H178V16H177ZM177 17H176V18H177ZM233 17H234V15H233ZM233 17H232V18H233ZM0 18H1V17H0ZM3 18L5 19L4 16H3ZM6 18H7V17H6ZM11 18H12V16H11ZM11 18L9 17L8 19H11ZM234 18H235V17H234ZM237 18H238V17H237ZM240 18H241V17H240ZM244 18H245V17H244ZM12 19H13V18H12ZM19 19H20V18H19ZM174 19H175V18H174ZM230 19H231V18H230ZM256 19H257V18H256ZM2 20H3V19H2ZM6 20H7V19H6ZM13 20H15V19H13ZM13 20H12V21H13ZM175 20H176V19H175ZM233 20H234V19H233ZM252 20H253V19H252ZM0 21H1V19H0ZM3 21H4V20H3ZM12 21H11V22H12ZM16 21H19V20L16 19ZM42 21H43V22H42ZM172 21H173V19H172ZM172 21H171V22H172ZM230 21H231V20H230ZM230 21H229V22H230ZM234 21H235V20H234ZM11 22H10V23H11ZM19 22H20V21H19ZM41 22L44 23V20H40L38 23H41ZM143 23H144V21L141 20V21H140V27L138 26V27H139L138 29H136V28H135V29H130V27H129V28H128V27L126 28V26H125V27L122 29V32H121L122 35H123V37H124L126 40H129V39L132 37V35L138 34L139 32H143V31L145 32V31H146L145 33H147V30L149 29V24L147 23V25H145V24H143ZM231 23H232V22H231ZM253 23H254V22H253ZM0 24H1V23H0ZM170 24H171V23H170ZM255 24H256V23H255ZM14 25H15V24H14ZM156 25H157V24H156ZM224 25H225V24H224ZM237 25H238V24H237ZM0 30H1V29H0ZM2 30H3V29H2ZM150 31H151V30L149 29L148 32H150ZM263 32H264V30H263ZM87 33H89V31H88ZM260 33H261V34H260ZM260 33H258V39H256V41H257V40H259V41H260V40H263V41H264V33H262V32H260ZM152 34H155L154 31H153ZM256 34H257V33H256ZM104 35H105V34H104ZM140 35H141V34H140ZM145 35H146V34H145ZM149 35H150V34H149ZM201 35H202V34H201ZM205 35H207V34H205ZM135 36H136V35H135ZM151 36H152V35H151ZM151 36H149V37H151ZM153 36H154V35H153ZM255 36H257V35H255ZM0 37H1V36H0ZM87 37H88V36H87ZM146 37H147V36H146ZM198 37H199V36H197V38H198ZM218 37H219V36H218ZM226 37H227V38L232 37L231 33L228 32V34H227ZM114 38H115V37H114ZM114 38H113V36L110 37V40L108 41V43H109V42H110V43L112 42V43H114V45H116L115 43H117V44H119L121 47L125 46V43H123L121 40H119V39H114ZM134 38H135V37H134ZM134 38H133V39H134ZM216 38H217V37H215V39H216ZM233 38H235V37H233ZM2 39H3V38H2ZM86 39H87V38H86ZM106 39H107V38H106ZM123 40H124V39H123ZM200 40H201V39H200ZM200 40H198L195 44L191 45V47L199 48V47L205 46V45H204V42H202V41H200ZM211 40H212V38H211ZM219 40H221V38H220ZM219 40H218V41H219ZM231 40H232V39H231ZM245 40H246V39H245ZM101 41H102V40H101ZM104 41H105V40H104ZM130 41H131V40H130ZM133 41H134V40H133ZM133 41H132V42H133ZM191 41H193V39L190 40V41H188V42H191ZM194 41H195V40H194ZM256 41H255V43H256V44H259V47H261V46L264 47V43H263V41H262V42L260 41L259 43H257ZM212 42H213V41H212ZM214 42H215V41H214ZM250 42H252V41H250ZM99 43H100V42H99ZM99 43H98V44H99ZM93 44H94V42H93ZM98 44H96L95 47H97ZM101 44H103V43H101ZM141 44H142V43H141ZM155 44H157V43L154 41V46H155ZM205 44H206V43H205ZM207 44H208V43H207ZM207 44H206V45H207ZM244 44H245V42H244ZM246 44H247V43H246ZM253 44H254V43H253ZM114 45H113V46H114ZM132 45H133V44H132ZM106 46H107V45H106ZM110 46H111V48H112V44H111ZM110 46H109V48H110ZM230 46H231V45H230ZM256 46H257V45H256ZM98 47H99V46H98ZM241 47H242V46H241ZM103 48H104V47H103ZM103 48H101V49H103ZM111 48H110V49L107 48V49L112 51L113 49H111ZM115 48H116V47H115ZM117 48H119V47H117ZM117 48H116V49H117ZM188 48H189V47H188ZM256 48H257V47H256ZM104 49H105V48H104ZM104 49H103V52H104ZM107 49H106V50H107ZM257 49H259V48H257ZM263 49H264V48H263ZM65 50H66V49H65ZM120 50H122V48H120L119 50H116L115 52L119 51V53H120ZM165 50H166V49H165ZM201 50H202V49H201ZM97 51H98V50H97ZM229 51H230V50H229ZM232 51H233V50H232ZM232 51H231V52H232ZM259 51H260V50H259ZM61 52H62V51H61ZM61 52H60V54H61ZM64 52H65V51H64ZM103 52H102V53H103ZM108 52H109V51H108ZM190 52H191V51H190ZM102 53H101V54H102ZM129 53H130V52H129ZM169 53H170V52H169ZM260 53H261V52H260ZM38 54H39V53H38ZM58 54H59V53H58ZM105 54H107L106 51H105ZM105 54H104V56L106 57ZM108 54H109V53H108ZM139 54H140V53H139ZM150 54H151V53H150ZM197 54H198V53H197ZM102 55H103V54H102ZM102 55H101V56H102ZM119 55H120V54H119ZM175 55H176V54H175ZM198 55H199V54H198ZM231 55H232V54H231ZM60 56H61L62 58L64 57V60H66V59H65V56H63V55H59L58 58H60ZM68 56H69V55H68ZM99 56H100V55H99ZM109 56H110V55H109ZM120 56H122L123 58H125L126 56H128V55H127V51L122 50ZM105 57H104V59H105ZM131 57H132V56H131ZM173 57H174V56H173ZM173 57H172V58H173ZM26 58H27V57H26ZM62 58H61V59H62ZM66 58H67V57H66ZM68 58H69V57H68ZM106 58H108V57H106ZM120 58H121V57H120ZM127 58H128V57H127ZM175 58H177V57H175ZM175 58H173L172 60H174ZM34 59H35V58H34ZM34 59H33V60L31 59V60L34 62ZM70 59H71V58H70ZM100 59H101V58H100ZM102 59H103V58H102ZM148 59H149V58H148ZM163 59H164V58H163ZM163 59H162V61H163ZM177 59H178V58H177ZM199 59H200V58H199ZM25 60H26V59H25ZM29 60H30V59H29ZM35 60H36V59H35ZM64 60H63V61H64ZM67 60H68V59H67ZM67 60H66V61H67ZM106 60H107V59H106ZM106 60H104V61H106ZM110 60H111V59H110ZM129 60H131V59H128V61H129ZM169 60H170V59H169ZM172 60H171V61H172ZM32 61H31V62H32ZM41 61H42V60H41ZM66 61H65V62H66ZM71 61H72V60H71ZM108 61H109V59H108ZM144 61H145V60H144ZM159 61H161V60H159ZM31 62H30V64H31ZM37 62H39V60H38ZM37 62H36V66H33L34 69H35V67H36V68L38 67V66H37V64H38ZM58 62H59V61H58ZM68 62H70V60H69ZM101 62H102V60H101ZM125 62H126V63H129L130 61L127 62V60H125ZM177 62H178V61L176 60V63H175V62H174V63L177 64ZM179 62H180V59H179ZM179 62H178V63H179ZM200 62H201V60H200ZM21 63H22V62H21ZM34 63H35V62H34ZM41 63H42V62H41ZM41 63L39 62V64H41ZM72 63H73V61H72ZM96 63H97V62H96ZM96 63H95V64H96ZM142 63H143V62H142ZM174 63L171 62V64H170V63H169V64H170V65H173ZM181 63H182V62H181ZM181 63H180V64H177V65H181ZM231 63H232V62H231ZM68 64H69V63H67L66 65H68ZM98 64H99V63H98ZM101 64H102V63H101ZM153 64H154V63H153ZM156 64H157V63H155V65H156ZM159 64H160V63H158V65H159ZM186 64H187V63H183V65H186ZM193 64H194V63H193ZM25 65H26V64H25ZM52 65H53V63H52ZM73 65H74V64H73ZM108 65H109V64H108ZM115 65H116V64H115ZM115 65H114L113 67H115ZM117 65H118V64H117ZM119 65H123V67H124L123 61H122V63L119 64ZM129 65H130V64H128L127 66H129ZM131 65H132V64H131ZM133 65H135V64H133ZM183 65H182V67H183ZM22 66H23V65H22ZM41 66H42V65H41ZM60 66H61V65H60ZM70 66H71V65H70ZM152 66H154V65H152ZM161 66H162V65H161ZM192 66H195V64L192 65ZM201 66H202V65H201ZM27 67H28V66H27ZM33 67H31V68H33ZM54 67H55V66H54ZM116 67H117V66H116ZM119 67H122V66H119ZM134 67L136 68V66H134ZM149 67H150V66H149ZM154 67H155V66H154ZM159 67H160V66H159ZM166 67H167V66H166ZM175 67H176V65H175ZM175 67H174V68H175ZM180 67H181V66H180ZM18 68H19V67H18ZM22 68H23V67H22ZM22 68H20V69H22ZM47 68H48V67H47ZM64 68H65V67H64ZM70 68H71V67H70ZM106 68H107V67H106ZM125 68H127L126 65H125ZM131 68H133V67L131 66ZM162 68H163V67H162ZM162 68H160V69H162ZM167 68H169V67H167ZM172 68H173V67H172ZM192 68H193V67H192ZM194 68L196 69V67H194ZM194 68L192 69L193 71H195ZM60 69H61V68H60ZM118 69L120 70V68H118ZM121 69H123V68H121ZM144 69H145V68H144ZM147 69H148V68H147ZM152 69H153V68H152ZM156 69H159V68H156ZM160 69H159V70H160ZM179 69H180V68H179ZM179 69H178V66H177V70H176V71L178 72V71L182 70V69H180V70H179ZM189 69H190V66H189ZM25 70H26V69H25ZM29 70H30V69H29ZM31 70H32V69H31ZM31 70H30V71H31ZM68 70H69V69H68ZM70 70H71V69H70ZM74 70H75V69H74ZM77 70H78V69H77ZM124 70H126V69H124ZM124 70H123V72L120 71V73H121L122 75L125 74V73L127 72V71H124ZM133 70H134V69H133ZM145 70H146V69H145ZM148 70H149V72L151 71V69H148ZM153 70H154V69H153ZM169 70H170V69H169ZM174 70H175V69H173L171 73H173ZM187 70H188V69H187ZM197 70H198V69H197ZM20 71H21V70H20ZM20 71H19V72H20ZM33 71H35V70H33ZM53 71H54V70H53ZM56 71H57V70H56ZM60 71H61V70H60ZM60 71H59V72H60ZM62 71H63V70H62ZM75 71H76V70H75ZM146 71H147V70H146ZM154 71H156V70H154ZM164 71H166L165 68H164ZM193 71H192V72H193ZM198 71H199V70H198ZM198 71H197V72L195 71V73H197V75H198V73H199ZM200 71H201V70H200ZM203 71H204V70H203ZM207 71H208V70H207ZM24 72H25V71H24ZM24 72H23V75H24ZM71 72H72V71H71ZM124 72H125V73H124ZM130 72H131V71H130ZM152 72H153V71H152ZM167 72H168V70L166 71V73H167ZM184 72L187 73L186 70H184ZM25 73H26V72H25ZM31 73H33V72L31 71ZM63 73H64V72H63ZM77 73H78V72H77ZM118 73H119V72H118ZM153 73H154V72H153ZM156 73H158V72L156 71ZM156 73H155V74H156ZM20 74H21V75H20V77H21V76H22V73H20ZM34 74H35V73H34ZM48 74H49V73H48ZM48 74H47V75H48ZM72 74H73V72H72ZM141 74H142V73H141ZM201 74H202V73H201ZM228 74H229V73H228ZM25 75L29 77L30 74H29V75H28V74H25ZM35 75H36V74H35ZM35 75H32V76H33L32 78H34ZM60 75H61V74H60ZM65 75H68V76H69V74H65ZM65 75H63V76H65ZM126 75H127V74H126ZM143 75H144V74H143ZM143 75H142V76H143ZM157 75H158V74H156L155 77H157ZM160 75H161V73H160ZM164 75H166L165 72H164ZM174 75H177V74L174 73ZM186 75H188V74H186ZM190 75H191V73H190ZM193 75L195 76L194 72H193ZM197 75H196V76H197ZM217 75H218V74H217ZM49 76H50V75H49ZM49 76H48V77H49ZM56 76H57V73H56ZM118 76H119V74H118ZM139 76H140V75H139ZM161 76H162V75H161ZM167 76H168V73H167ZM171 76H172V75H171ZM194 76H193V78H194ZM198 76H199V78H200V74H199ZM198 76H197V78H198ZM22 77H23V76H22ZM24 77H25V76H24ZM24 77H23V78H24ZM28 77H27V80L29 81ZM46 77H47V76H46ZM53 77H54V76H53ZM121 77H122V76H121ZM126 77H127V76H126ZM155 77H154V78H155ZM159 77H160V76H159ZM169 77H170V76H169ZM182 77H183V76H182ZM182 77H181V79H184L186 76L183 77V78H182ZM189 77H190V76H189ZM189 77H187V78L189 79ZM208 77H209V76L207 75V79L211 78L210 81L213 80L212 77H209V78H208ZM229 77H230V76H229ZM29 78L31 79V77H29ZM62 78H63V77H62ZM70 78H72V77H70ZM70 78H68V79H70ZM78 78H79V77H78ZM146 78H147V77H146ZM160 78H161V77H160ZM164 78H166V76L163 77V80H164ZM170 78H173V77H170ZM176 78H177V77H176ZM193 78H192V79H193ZM221 78L223 79V77H221ZM236 78H237V77H236ZM81 79H82V78H81ZM119 79H120V78H118V80H119ZM139 79H140V78H139ZM144 79H145V78L143 77L142 80L144 81ZM155 79H156V78H155ZM200 79H201V78H200ZM215 79H216V77H215ZM229 79H230V78H229ZM32 80H33V79H32ZM49 80H51V77L48 78V79H46V80H44V81H47V82H48ZM52 80L54 81L53 78H52ZM55 80H56V79H55ZM76 80H78V79H76ZM114 80H115V79H114ZM123 80H125V79H123ZM163 80H161V81H163ZM165 80H166V79H165ZM176 80L179 81L178 78H177ZM203 80H204V79H203ZM23 81H24V80H23ZM23 81H22V82H23ZM53 81H50V82L53 83ZM64 81H65V80H64ZM81 81H82V80H81ZM81 81H80V83H82ZM125 81L127 82V79H126ZM148 81H149V80H148ZM157 81H159V79H158ZM170 81H171V80H170ZM174 81H175V78H174ZM177 81H176L175 83H177ZM181 81H182V80H181ZM219 81H220V80H218V82H219ZM223 81H225V80H222V82H223ZM259 81H261V80H259ZM25 82H27V81H25ZM25 82H24V84H25ZM42 82H43V81H42ZM42 82H41V84H42ZM54 82H55V81H54ZM56 82L58 83V82H60V81H56ZM61 82H62V81H61ZM61 82H60V83H61ZM77 82H78V81H77ZM77 82H76V83H77ZM118 82H119V81H118ZM128 82H129V80H128ZM140 82H141V81H140ZM150 82H151V81H150ZM159 82H160V81H159ZM182 82H185V81H182ZM195 82H196V80H195ZM204 82H206V81H204ZM216 82H217V81H216ZM222 82H219L218 85H217V84L215 83V81H214V83H215L217 86H219V84H221ZM228 82H229V81H226L225 83H228ZM44 83H46V82H44ZM48 83H49V82H48ZM60 83H59V84H60ZM64 83H65V82H64ZM80 83H79V84H80ZM89 83H90V82H89ZM123 83H124V81H123ZM138 83H139V82H138ZM152 83H153V82H152ZM161 83H163V82H161ZM165 83H167V81L164 82V84H165ZM189 83H190V81H189ZM196 83H197V82H196ZM206 83H207V82H206ZM225 83L223 82V84H225ZM230 83H231V82H230ZM230 83H229V84H230ZM14 84H15V83H14ZM18 84H21V82L18 81ZM18 84H17V85H18ZM22 84H23V83H22ZM46 84H47V83H46ZM46 84H45V85H46ZM53 84H54V83H53ZM53 84H52V85H53ZM127 84H128V83H127ZM135 84H136V83H135ZM156 84H157V82H156ZM173 84H174V83H173ZM182 84H183V86L185 85L184 83H182ZM182 84H181V85H182ZM186 84H187V83H186ZM192 84H193V81H192ZM203 84H204V83H203ZM209 84H210V83H209ZM211 84H213V82H212ZM229 84H228V85H229ZM47 85H48V84H47ZM49 85H50V84H49ZM54 85H55V84H54ZM56 85H57V84H56ZM81 85L83 86L84 84H81ZM125 85H126V84H125ZM153 85H154V84H153ZM161 85H162V84H160V86H159V85H158V86H157V85L151 86V83H150V84H145V83L143 84V82H142L141 85H139V86L134 85V88H133V87H132L133 89L131 88L132 90L129 92V97H133V96H134V97H139V98H141L140 100H143V101H144V100L147 98V95H146V94H148V93L150 94L151 91H152V89H155V90H156V89H159V88L161 87ZM175 85H176V84H174V86H172V87H175ZM179 85H180V84H179ZM179 85L177 86V88L179 87ZM181 85H180V87H182ZM213 85H214V84H213ZM213 85H212V86L210 85V87H213ZM230 85H231V84H230ZM230 85H229V86H230ZM25 86H26V85H25ZM58 86H59V85H58ZM61 86H62V85H60L59 87H61ZM63 86H64V85H63ZM93 86H95V85H93ZM127 86H128V85H127ZM132 86H133V85H132ZM197 86H198V85H197ZM214 86H215V85H214ZM217 86H216V87H217ZM258 86H259V85H258ZM13 87L15 88V86H13ZM44 87H48V86H44ZM68 87H70V86H68ZM68 87H67V88H68ZM88 87H89V86H88ZM128 87H129V86H128ZM128 87H127V89H130V88H128ZM154 87H155V88H154ZM180 87H179V88H180ZM195 87H196V86H195ZM201 87H202V85H201ZM204 87H205V86H204ZM207 87H208V86H207ZM221 87H222V85H221ZM221 87H218V88H221ZM225 87H226V86H225ZM25 88H26V87H25ZM31 88H32V87H30V88H28V89H31ZM40 88H41L42 90H43V89H47V88H43L42 86H40ZM40 88H39V89H40ZM49 88H50V87H48V89H49ZM78 88H79V87H78ZM93 88H94V87H93ZM110 88H111V87H110ZM162 88H163V87H162ZM165 88H166V87H165ZM165 88H164V89H165ZM167 88H168V86H167ZM208 88H209V87H208ZM208 88H207V89H208ZM36 89H37V88H36ZM39 89H38V90H39ZM75 89H76V88H75ZM86 89H87V88H86ZM114 89H115V88H114ZM125 89H126V87H125ZM174 89H176V87H175ZM180 89H181V88H180ZM183 89H184V88H183ZM185 89H187V88L185 87ZM192 89H194V88H192ZM210 89H211V88H210ZM222 89H224V88H222ZM25 90H27V89H25ZM56 90H57V89H56ZM62 90H63V89H62ZM62 90H61V92H62ZM171 90H172V89H171ZM181 90H182V89H181ZM196 90H197V89H196ZM200 90H202V89H200ZM216 90H218V89H214V90H212V92H213V91H216ZM228 90H230V89L228 88ZM16 91H17V90H16ZM18 91H20L19 88H18ZM18 91H17V92H18ZM23 91H24V89H23ZM28 91H29V90H28ZM45 91H46V92H45ZM45 91H44V92H45L46 94L44 93V96L47 95V93H48V92H47L48 90H45ZM78 91H79V90H78ZM78 91H77V92H78ZM103 91H104V90H103ZM161 91H162V90H161ZM175 91H177V89H176ZM182 91H183V90H182ZM186 91H187V90H186ZM188 91L190 92V88H189ZM193 91H194V90H193ZM219 91H220V89H219ZM17 92H16V93H17ZM21 92H22V90H21ZM35 92H36V91H35ZM42 92H43V91H42ZM54 92H55V91H54ZM67 92H68V91H67ZM82 92H84V90H83ZM115 92H117V91H115ZM155 92H156V91H155ZM159 92H160V91H159ZM159 92H158V93H159ZM165 92H166V91H165ZM189 92H188V93H189ZM196 92H197V91H196ZM216 92H217V91H216ZM230 92H231V91H230ZM29 93L32 94L33 91H32V92L30 91ZM50 93H51V92H50ZM50 93H49V94H50ZM52 93H53V92H52ZM69 93H70V92H69ZM113 93H114V92H113ZM125 93H126V92H124V96H125ZM162 93H164V92H162ZM174 93H175V92H174ZM205 93H206V92H205ZM207 93H208V92H207ZM17 94H18V93H17ZM17 94H16V96H18ZM25 94H26V93H25ZM39 94H40V93H39ZM55 94H57V93H55ZM61 94H62V93H61ZM114 94H115V93H114ZM116 94H117V93H116ZM116 94H115V95H116ZM127 94H128V93H127ZM160 94H161V93H160ZM160 94H159V96H161ZM169 94H170V93H169ZM183 94H185V93H183ZM217 94H218V93H217ZM261 94H262V93H261ZM64 95H66V93H65ZM150 95H151V94H150ZM153 95L155 96L156 94L154 93ZM186 95H187V93H186ZM186 95L183 96V97H184V98L187 97ZM192 95H193V94H190V93L188 94L189 97L192 96ZM196 95H197V94H195L194 96H196ZM198 95H199V93H198ZM42 96H43V94H42ZM47 96H48V95H47ZM118 96H119V95H118ZM173 96H174V95H173ZM178 96H180V95L178 94ZM194 96H193V97H194ZM13 97H14V96H13ZM19 97H20V96H19ZM51 97H52V96H51ZM119 97H120V96H119ZM156 97H158V96H156ZM156 97H155V98H156ZM170 97H171V96H170ZM174 97H175V96H174ZM193 97H192V98H193ZM214 97H215V92H214ZM260 97H262V96L260 95ZM0 98H1V97H0ZM16 98H17V97H16ZM39 98H40V96H39ZM44 98H45V97H44ZM65 98H66V97H65ZM121 98H122V97H121ZM121 98H120V100H121ZM126 98H127V97H126ZM164 98L167 99V97H164ZM181 98H182V97H181ZM190 98H191V97H190ZM2 99H3V98H2ZM2 99H0V100L2 101ZM17 99H18V98H17ZM49 99H50V98H49ZM53 99H54V98H53ZM118 99H119V98H118ZM128 99H129V98H128ZM151 99L153 100V96H152ZM156 99H157V98H156ZM159 99H160V98H159ZM3 100H4V99H3ZM23 100H24V99H23ZM29 100H30V99H29ZM38 100H39V99H38ZM91 100H92V99H91ZM125 100H127V99H125ZM140 100H139V101H140ZM146 100H147V99H146ZM164 100H165V99H164ZM167 100H168V99H167ZM170 100H171V99H170ZM177 100H178V99H177ZM191 100H192V99H191ZM15 101H16V100H15ZM18 101H20V100H18ZM40 101H41V100H40ZM42 101H43V100H42ZM42 101H41V102H42ZM62 101H63V100H62ZM72 101H73V100H72ZM103 101H104V100H103ZM132 101H133V100H132ZM139 101H138V102H139ZM155 101H156V100H154V102H155ZM162 101H163V100H162ZM165 101H166V100H165ZM165 101H164V102H165ZM171 101H172V100H171ZM193 101H194V100H193ZM256 101H257V100H256ZM2 102H4V101H2ZM30 102H32V100H31ZM37 102H39V101H37ZM59 102H61V101H59ZM101 102H102V101H101ZM109 102H110V101H109ZM147 102H148V101H147ZM150 102H151V101H150ZM157 102H158V101H157ZM157 102H156V103H157ZM0 103H1V102H0ZM47 103H48V102H47ZM47 103H46V104H47ZM55 103H56V102H55ZM88 103H89V102H88ZM116 103H118V102H116ZM116 103H115V104H116ZM125 103H127V102L122 100L121 103H120L117 107L115 106L117 109H115V111H112L113 114H114V112H116V114L114 115V117H116V118H113V119H115V121H116L117 119H119V118L122 119V118L124 117V112H125V110L127 111V108H128V107L125 108V107L127 106V105H125ZM128 103H129V102H128ZM141 103H142V102H141ZM144 103H145V101H144ZM161 103H162V102H161ZM179 103H180V102H179ZM1 104H2V103H1ZM4 104H5V103H4ZM4 104H3V105H4ZM19 104H20V103H18V105H19ZM51 104H52V103H51ZM61 104H62V102H61ZM100 104H101V103H100ZM104 104H105V103H104ZM104 104H103V105H104ZM133 104H134L133 107H135V103H133ZM159 104H160V103H158V105H159ZM187 104H189V103H187ZM192 104H193V103H192ZM192 104H191V105H192ZM218 104H220V103H218ZM16 105H17V103H16ZM35 105H37L36 102H35ZM35 105H34V106H35ZM38 105H39V104H38ZM65 105H66V104H65ZM109 105H110V104H109ZM112 105H113V103H112ZM112 105H111V106H112ZM130 105H131V104H130ZM130 105H129V106H130ZM136 105L138 106V104H136ZM142 105L144 106V104H142ZM152 105H154V104H152ZM156 105H157V104H155L154 106L156 107ZM251 105H252V104H251ZM21 106H23V105L21 104ZM25 106H27V104H26ZM25 106H24V108H25ZM45 106H46V105H44V107H45ZM63 106H64V105H63ZM104 106H105V105H104ZM124 106H125V107H124ZM137 106H136V107H137ZM160 106H161V105H160ZM212 106H213V105H212ZM2 107H4V106H2ZM36 107H37V106H36ZM51 107H52V106H51ZM51 107H50V108H51ZM57 107H58V106H56V109H57ZM82 107H83V106H82ZM92 107H93V106H92ZM109 107H110V106H109ZM113 107H114V106H113ZM145 107H147V106H145ZM149 107H150V104H149ZM178 107H179V106H178ZM181 107H182V106H181ZM183 107H184V106H183ZM183 107L181 108L182 111H183ZM37 108H38V107H37ZM41 108H42V106H41ZM143 108H144V107H143ZM143 108H141V109H143ZM157 108H158V107H157ZM160 108H162V107H160ZM179 108H180V107H179ZM179 108H178V110H179ZM184 108H188V107L185 106ZM190 108H191V107H190ZM195 108H196V107H195ZM249 108H251V107H249ZM0 109H1V107H0ZM3 109H4V108H3ZM7 109H8V107H7ZM53 109H54V108H53ZM79 109H80V108H79ZM85 109H86V108H85ZM106 109H107V107H106ZM141 109H139V106H138V111L141 110ZM152 109H154V107H153ZM158 109H159V108H158ZM181 109H180V110H181ZM25 110H26V109H25ZM46 110H47V109H46ZM51 110H52V109H51ZM59 110H60V109H59ZM59 110H58V111H59ZM70 110H71V109H70ZM73 110H74V109H73ZM82 110H83V109H82ZM172 110H173V109H172ZM176 110H177V109H176ZM178 110H177V111H178ZM184 110H185V109H184ZM189 110H190V109H189ZM189 110H187V111H189ZM9 111H10V110H9ZM9 111L6 110V113L9 112ZM30 111H31V110H30ZM56 111H57V110H56ZM130 111H131V110H130ZM142 111H144V110H142ZM154 111H155V110H154ZM154 111H152V112H154ZM156 111H157V109H156ZM162 111H163V110H162ZM162 111H159V112H162ZM182 111H181V112H182ZM195 111H196V110H195ZM224 111H225V110H224ZM249 111L252 112V110H249ZM249 111H248V112H249ZM3 112H5V111H3ZM3 112H2V113H3ZM26 112H27V111H26ZM54 112H55V111H54ZM59 112H60V111H59ZM78 112H79V111H78ZM103 112H104V111H103ZM109 112L111 113V111H109ZM109 112H108V113H109ZM133 112H134V111H133ZM133 112H132L131 116L133 115ZM152 112H148V115H149V113L151 114ZM159 112L156 113V114H159ZM170 112L172 113L173 111H170ZM175 112H176V111H175ZM175 112H173V114H175ZM189 112H190V111H189ZM35 113H36V112H35ZM45 113H46V112H45ZM47 113H48V111H47ZM52 113H53V112H52ZM66 113H67V112H66ZM128 113H129V112H128ZM128 113H126V114H128ZM168 113H169V112H168ZM171 113H170V114H171ZM4 114H5V113H4ZM4 114H3L2 116H4ZM10 114H11V113H10ZM31 114H32V116H31ZM31 114H29V116H30V118H29L30 121H31L32 118H34V116H33V115H34V112L32 111ZM37 114H38V113H37ZM42 114H43V113H42ZM57 114H58V113H57ZM60 114H61V112H60ZM103 114H104V113H103ZM134 114H136V113H134ZM143 114H144V113H143ZM165 114H166V113H165ZM170 114H167V115H169L168 117H170V119H171V118H175V117H173L172 115L170 116ZM181 114H182V113H181ZM181 114H180V115H181ZM183 114H184V113H183ZM225 114H226V113H225ZM249 114H250V113H249ZM0 115H1V114H0ZM45 115H46V114H45ZM47 115H48V114H47ZM47 115H46V116H47ZM52 115H53V114H52ZM58 115H59V114H58ZM63 115H64V111H63ZM95 115H96V114H95ZM98 115H99V114H98ZM107 115H109V114H107ZM129 115H130V113H129ZM139 115H140V113H139ZM144 115L146 116L147 114H144ZM148 115H147V116H148ZM151 115H155V114H151ZM162 115L165 116V118H160V117H161L160 115H159V116L157 115V117L160 118V120H159L160 122H163L162 119H163V120L165 119V120H164V122H165V121H166V116H167V115H164V111H163V114H162ZM188 115H190V113H189ZM199 115H200V114H199ZM207 115H208V114H206V116H207ZM210 115H211V114H210ZM6 116H7V115H6ZM8 116H9V114H8ZM8 116H7V117H8ZM14 116H16V114H15ZM29 116H28V117H29ZM35 116H38V115H35ZM39 116H40V115H39ZM41 116H42V115H41ZM46 116H45V117H46ZM49 116H50V115H49ZM101 116H102V114H101ZM101 116H100V117H101ZM104 116H105V115H104ZM125 116H126V115H125ZM127 116H128V115H127ZM141 116H142V115H141ZM141 116H140V117H141ZM149 116H150V115H149ZM174 116H176V114H175ZM204 116H205V114H204ZM206 116H205V117H206ZM208 116H209V115H208ZM224 116H225V115H224ZM250 116H251V115H250ZM11 117H12V116H11ZM28 117H27V118H28ZM43 117H44V116H43ZM43 117H42V118H43ZM93 117H94V115H93ZM93 117H92V119H93ZM111 117H112V116H111ZM111 117H110V118H111ZM128 117H129V116H128ZM134 117H135V116H134ZM177 117H179V115H178ZM177 117H176V118H177ZM181 117H182V116H181ZM181 117H179V118H181ZM185 117H186V116H185ZM185 117H183V119H184ZM188 117H189V116H188ZM188 117H187V120H188ZM211 117H212L211 119H214L213 116H211ZM214 117H215V115H214ZM216 117H217V116H216ZM216 117H215V118H216ZM226 117H227V116H226ZM259 117H261V116H259ZM0 118H1V117H0ZM8 118H10V117H8ZM14 118L17 119V117H14ZM49 118H51V117H49ZM68 118H69V117H68ZM68 118H67V119H68ZM90 118H91V117H90ZM97 118H98V117H97ZM105 118H106V116H105ZM143 118H144V117H143ZM147 118H148V117H147ZM150 118H151V116L149 117V119H150ZM206 118H208V117H206ZM218 118H219V117H218ZM228 118H229V116H228ZM238 118H239V117H238ZM10 119H11V118H10ZM10 119H9V120H10ZM35 119H36V118H35ZM46 119H48V117H47ZM53 119H54V118H53ZM72 119H73V118H72ZM72 119H71V120H72ZM113 119H112V120H113ZM136 119H137V117H136ZM226 119H227V118H226ZM247 119H248V118H247ZM258 119H259V118H258ZM258 119H257V120H258ZM22 120H23V119H22ZM22 120H21V121H22ZM24 120H25V119H24ZM32 120H33V119H32ZM48 120H49V119H48ZM51 120H52V119H51ZM51 120H50V121H47V120H46V122L52 123ZM69 120H70V119H69ZM71 120H70V121H71ZM109 120H110V119H108V117H107L105 120L102 121V123L97 124V128H96V129H97V130H98V129L103 130V128H105V127H107V126H108V128H109V124H108V121H109ZM129 120H130V119H129ZM131 120H132V118H131ZM133 120H134V119H133ZM137 120H138V119H137ZM145 120H146V119H145ZM153 120H154V119H153ZM157 120H158V118H157ZM171 120H172V119H171ZM178 120H179V119H178ZM178 120H175V121H178ZM184 120L186 121V119H184ZM189 120H190V119H189ZM206 120H207V119H206ZM228 120H229V119H228ZM260 120H261V119H260ZM1 121H2V120H1ZM1 121H0V122H1ZM4 121H5V120H4ZM18 121H19V117H18ZM25 121H27V120H25ZM54 121H55V120H54ZM54 121H53V122H54ZM56 121H58V120L56 119ZM63 121H64V119H63ZM75 121H76V120H75ZM115 121H114V123L117 124V122H115ZM126 121H127V118H126ZM159 121H158V122H159ZM169 121H170V120H168L167 122H169ZM181 121H182V120H181ZM185 121H184V122H185ZM209 121H210V120H209ZM213 121H214V120H213ZM217 121H218V120H217ZM11 122H12V119H11V121H10V124H11ZM46 122H43V123L45 124ZM60 122H62V121H60ZM66 122H68V121H66ZM96 122H97V121H96ZM98 122H99V121H98ZM100 122H101V121H100ZM111 122H113V121H111ZM140 122H141V121H140ZM148 122H149V120H148ZM152 122H153V121H152ZM152 122H151V123H152ZM156 122H157V121H155V123H156ZM171 122H172V121H171ZM173 122H174V121H173ZM173 122H172V124L175 123V122H174V123H173ZM178 122H179V121H178ZM188 122H189V121H188ZM215 122H216V120H215ZM256 122H257V121H256ZM256 122H253V123H256ZM258 122H261V121H258ZM49 123H48V124H49ZM63 123H64V122H63ZM68 123H69V122H68ZM93 123H95V121H94ZM125 123H126V122H125ZM135 123H136V122H135ZM149 123H150V122H149ZM151 123H150V124H151ZM169 123H170V122H169ZM182 123H183V122H182ZM185 123H187V122H185ZM185 123H184V124H185ZM228 123H229V122H228ZM4 124H5V123H4ZM7 124H8V122H7ZM10 124H9V125H10ZM32 124H33V123H32ZM36 124H37V123H36ZM57 124H58V123H57ZM57 124H56V126H57ZM89 124H90V123H89ZM118 124H120V126H121V123H118ZM118 124H117V125H118ZM160 124H161V123H160ZM172 124H169V125L171 126ZM175 124H176V123H175ZM179 124H181V123H179ZM184 124H183V125H184ZM187 124H188V123H187ZM187 124H185V125H187ZM189 124H190V123H189ZM189 124H188V125H189ZM194 124H195V123H194ZM212 124H213V123H212ZM225 124H226V123H225ZM225 124H224V127H225ZM258 124H260V123H258ZM262 124H263V123H262ZM5 125H6V124H5ZM9 125H8V126H9ZM34 125H35V124H33V126H34ZM52 125H53V127H55L54 124H52ZM52 125H51V126H52ZM63 125H64V124H63ZM63 125H62V126H63ZM95 125H96V124H95ZM129 125H130V123H129ZM137 125H138V124H137ZM137 125H136V127H137ZM140 125H141V124H140ZM140 125H139V126H140ZM142 125L144 126V124H142ZM142 125H141V126H142ZM147 125H149V124H147ZM154 125H155V124H154ZM165 125L167 126L168 124H165ZM169 125H168V126H169ZM177 125H178V123H177ZM188 125H187V126H188ZM213 125H214V124H213ZM251 125H252V124H251ZM0 126H2V129H4V130H3V132H4V131H5V128L7 127V125L5 126V128H3V125H0ZM11 126H12V129H13V125H12V124H11ZM11 126H10V127H11ZM33 126H32V130H33V128H34V130H35L36 128L33 127ZM38 126H39V125H38ZM38 126H37V127H38ZM42 126H43V125H42ZM62 126H61V127H62ZM65 126H66V125H65ZM65 126H64V127H65ZM84 126H85V125H84ZM110 126H111V129H112V125H111V123H110ZM130 126H131V125H130ZM132 126H133V124H132ZM132 126H131V127H132ZM139 126H138V127H139ZM149 126H150V125H149ZM152 126H153V123H152ZM152 126H151V128H152ZM156 126H157V125H156ZM160 126H162V125H160ZM187 126H186V127H187ZM208 126H209V125H208ZM259 126H260V125H259ZM30 127H31V125H30ZM30 127H29V128H30ZM40 127H41V126H40ZM68 127H69V125H68ZM88 127H90V126H88ZM91 127H93V125H92ZM91 127H90V128H91ZM95 127H96V126H95ZM95 127H93L94 130H95ZM114 127H116V126H114ZM124 127H125V126H124ZM127 127H128V126H127ZM144 127H145V126H144ZM153 127H154V126H153ZM157 127H158V126H157ZM171 127H172V126H171ZM173 127H174V125H173ZM186 127H184L183 129H185ZM194 127H195V126H194ZM213 127H214V126H213ZM213 127H212V128H213ZM218 127H219V126H218ZM218 127H217V128H218ZM253 127H254V124H253ZM253 127L250 126L248 129L250 130V129L253 128ZM256 127H257V126H256ZM38 128H39V127H38ZM41 128H42V127H41ZM41 128H39V129H41ZM43 128H44V127H43ZM73 128H74V127H73ZM121 128H122V126H121ZM141 128H142V127H141ZM147 128H148V127H147ZM151 128H149V129H145V128H144V129H145V130H151V131H152ZM158 128H159V127H158ZM161 128H163V130L161 129L162 132H163L164 130L167 131V129H168V131H169V128L165 129V126H162ZM190 128H191V126H190ZM190 128H189V129H190ZM192 128H193V126H192ZM196 128H197V127H195V129H196ZM199 128H200V127H199ZM209 128H210V126H209ZM209 128H208V129H209ZM245 128H247V127H245ZM8 129H9V131H10V128H7V130H8ZM39 129H36L35 132H37V130H39ZM54 129H55V128H54ZM62 129H63V128H62ZM62 129H61V130H62ZM66 129H68V128H66ZM106 129H107V128H106ZM123 129H124V128H123ZM132 129H133V128H132ZM137 129H138V128H137ZM139 129H140V128H139ZM153 129H154V128H153ZM172 129H173V128H172ZM177 129H178V128H177ZM193 129H194V128H193ZM193 129H190V130L193 131ZM218 129H219V128H218ZM218 129H217V130H218ZM254 129H255V128H254ZM257 129H259V127H258ZM32 130H31V131H32ZM56 130H57V129H56ZM112 130H114V128H113ZM119 130H120V129H119ZM119 130H116V131H119ZM156 130H157V129H156ZM156 130H155V131H156ZM179 130H181V129H179ZM197 130H198V129H197ZM199 130H200V129H199ZM210 130H212V129H210ZM214 130H215V129H214ZM214 130H213V131H214ZM244 130H245V129H244ZM244 130H243V132H244ZM28 131H29V129H28ZM41 131L43 132V130H41ZM52 131H53V130H52ZM63 131H64V133H65L67 130H66V131H65V130H62L61 133H63ZM89 131H90V130H89ZM91 131H92V128H91ZM95 131H96V130H95ZM103 131H104V134H105V130H103ZM110 131H111V130H109V133H110ZM126 131H127V129H126ZM130 131H131V130H130ZM136 131H137V130H136ZM157 131H159V132L161 133L160 130H157ZM166 131H165V132H166ZM172 131H173V130H172ZM246 131H247V130H246ZM246 131H245V133H246ZM251 131H252V130H251ZM255 131L257 132V130H255ZM255 131H253V133H255ZM0 132H2V131L0 130ZM29 132H30V131H29ZM53 132H56V131H53ZM68 132H69V131H68ZM98 132H99V131H98ZM101 132H102V131H101ZM107 132H108V131H107ZM127 132H129V131H127ZM132 132H133V131H132ZM140 132H141V130H140ZM142 132H145V131L142 130ZM165 132H164V133H165ZM194 132H196V131H194ZM198 132L200 133V131H198ZM210 132H211V131H210ZM210 132H209V133H210ZM248 132H249V133H246L245 138L248 137V136H250V135L252 136V134H253L252 132H251L252 134H250V131H248ZM259 132H260V131H259ZM5 133L7 134V133H9V132H5ZM5 133H4V135H5ZM12 133H13V132H10V134H12ZM43 133H44V132H43ZM47 133H51V132L47 130ZM59 133H60V132H59ZM59 133H57V134H59ZM61 133H60V134H61ZM78 133H79V132H78ZM85 133H86V132H85ZM93 133H95V132H93ZM102 133H103V132H102ZM113 133H115V132H113ZM113 133H111V134H113ZM120 133H121V132H120ZM130 133H131V132H130ZM136 133H138V131H137ZM146 133H147V131H146ZM149 133H150V132H148L147 135H149ZM151 133H152V132H151ZM156 133L158 134V132H156ZM169 133H170V132H169ZM202 133H203V131H202ZM205 133H206V132H205ZM209 133H208V134H209ZM214 133H215V132H214ZM216 133H217V132H216ZM222 133H224V132L222 131ZM229 133H230V132H229ZM10 134H7V135H10ZM37 134H38V133H37ZM45 134H46V133H45ZM51 134H52V133H51ZM53 134H54V133H53ZM55 134H56V133H55ZM76 134H77V133H76ZM95 134H96V133H95ZM95 134H94V135H95ZM97 134H98V133H97ZM111 134H110V135H111ZM117 134H119V133H117ZM121 134H122V133H121ZM123 134H124V133H123ZM128 134H129V133H128ZM133 134H135V131H134ZM162 134H163V133H161V135H162ZM165 134H166V133H165ZM197 134H198V133H197ZM211 134H212V133H211ZM247 134H250V135H247ZM256 134L259 135L260 133L257 132ZM61 135H62V134H61ZM89 135H90V133H89ZM92 135H93V134H92ZM92 135H91V136H92ZM94 135H93V136H94ZM106 135H107V133H106ZM108 135H109V134H108ZM108 135H107V137H109ZM126 135H127V134H125L124 136L126 137ZM142 135H143V134H142ZM153 135L156 136V134H154V131H153ZM158 135L161 137L160 134H158ZM199 135H200V134H199ZM202 135H203V134H202ZM202 135H201V136H202ZM209 135H210V134H209ZM213 135H214L213 137H214V139H215V138H216V137H215L216 134H213ZM217 135H218V134H217ZM225 135H226V134H225ZM254 135H255V134H254ZM254 135H253V136H254ZM258 135H256V136H258ZM46 136H47V134H46ZM55 136H56V135H55ZM63 136H65V134H64ZM63 136H62V138H63ZM67 136H68V135H66V137H67ZM85 136H86V135H85ZM93 136L90 137V138H93ZM95 136H96V135H95ZM113 136H114V135H113ZM113 136H112V138H113ZM117 136H119V135H117ZM120 136H121V135H120ZM122 136H123V135H122ZM122 136H121V138H122ZM128 136H129V135H128ZM128 136H127V138H128ZM131 136L133 137L132 134H131ZM134 136H135V135H134ZM137 136H138V135H137ZM139 136H140V133H139ZM155 136H151V137H153V139H154ZM165 136H167V135H165ZM196 136H198V135H196ZM201 136L199 137V139L201 138ZM218 136H219V135H218ZM226 136H227V135H226ZM235 136H237V135H235ZM243 136H244V135H243ZM243 136H241L240 138L242 139ZM251 136H250V137H251ZM9 137H10V136H9ZM9 137L4 138V139H6V141H7ZM53 137H54V136H53ZM58 137H59V135H58ZM77 137H78V136H77ZM96 137H97V136H96ZM96 137H95V138H96ZM103 137H104V136H103ZM146 137L148 138V136H146ZM151 137H150V138H151ZM157 137H158V136H157ZM160 137H159V138H160ZM169 137H170V136H169ZM169 137H168V139H169ZM203 137H205V135L202 136V139H203ZM211 137H212V136H211ZM211 137H210V138H211ZM213 137H212V138H213ZM221 137H222V135L220 136V139H221ZM227 137H228V136H227ZM227 137H226V138H227ZM250 137H249V140H250ZM254 137H255V136H254ZM254 137H253V138H254ZM259 137H261V136L259 135ZM259 137H257V138H259ZM11 138H13V137H11ZM47 138H48V137H47ZM54 138H55V137H54ZM80 138H81V137H80ZM99 138H100V137H99ZM99 138H98V139H99ZM110 138H111V137H110ZM112 138H111V139H112ZM136 138H137V137H136ZM141 138H142V136H141ZM161 138H162V137H161ZM163 138H164V139H162V140H166L165 137H164V135H163ZM170 138H171V137H170ZM183 138H184V137H183ZM191 138H192V136H191ZM195 138H196V137H195ZM195 138H194V141H193V138H192V141L194 142V144H195ZM206 138H207V137H206ZM208 138H209V137H208ZM212 138H211V139H212ZM236 138H237V137H236ZM257 138H255L256 141H258ZM48 139H49V138H48ZM51 139H52V138H51ZM55 139H56V138H55ZM82 139H83V138H82ZM85 139H86V138H85ZM129 139H131V138H129ZM129 139H128V140H129ZM177 139H178V138H177ZM197 139H198V137L196 138V140H197ZM199 139H198V141H201V140H202V139H201V140H199ZM211 139H210V140H211ZM217 139H218V138H217ZM217 139H215V141H216ZM241 139H240V140H241ZM247 139H248V138H247ZM259 139H261V138H259ZM1 140H2V137H1ZM12 140H13V139H12ZM57 140H59V139H57ZM63 140H65V139L63 138ZM69 140H70V139H69ZM73 140H75V139H72V140H70V141L72 142ZM86 140H87V139H86ZM88 140H89V139H88ZM94 140H95V139H94ZM100 140H102V139L100 138L99 141H100ZM103 140H105V139H103ZM114 140H115V139H114ZM121 140H122V139H121ZM145 140H146V139H144L143 141H145ZM157 140H158V139H157ZM157 140H156V141H157ZM162 140H159V141H162ZM173 140H175V139H173ZM179 140H180V139H179ZM179 140H178V141H179ZM181 140H182V139H181ZM183 140H184V139H183ZM186 140H187V139H186ZM186 140H185V141H186ZM205 140H206V139H205ZM262 140H263V139H262ZM9 141H10V140H9ZM9 141H8V142H9ZM13 141H14V140H13ZM49 141H50V140H49ZM59 141H60V140H59ZM79 141H81V140H79ZM96 141H97V140H96ZM106 141H107L106 143L108 144V142H109L108 138H107ZM110 141H111V140H110ZM124 141H125V140H124ZM132 141H133V140H132ZM166 141H167V140H166ZM166 141H165L164 143H166ZM170 141H171V140H170ZM185 141H184V143L186 144L187 141H186V142H185ZM203 141H204V140H203ZM203 141H202V142H203ZM243 141H244V140H243ZM252 141H254V140H252ZM260 141H261V140H260ZM10 142H11V141H10ZM37 142H39V141H37ZM41 142H42V141H41ZM41 142H39L40 145L43 144V143H41ZM57 142H58V141H57ZM88 142H89V141H88ZM92 142H93V139H92ZM100 142H101V141H100ZM100 142H99V143H100ZM104 142H105V141H104ZM104 142H103V145L107 147L106 143L104 144ZM141 142H142V140H141ZM141 142L139 141V142H138V145H139V143H141ZM146 142H147V141H146ZM168 142H169V141H168ZM180 142H181V141H180ZM189 142H191V141H189ZM208 142H209V141H208ZM210 142H213V141L211 140ZM210 142H209V146H210V144H211ZM217 142L220 143L221 140H220V141H217ZM217 142H216V143H217ZM224 142H225V141H224ZM224 142L222 141V144H225ZM226 142H228V141H226ZM234 142H235V141H234ZM246 142H247V143H246ZM246 142H245V143L248 145V140H247ZM254 142H255V141H254ZM39 143H38V145H39ZM63 143H64V142H63ZM74 143H75V142H74ZM97 143H98V142H97ZM111 143H112V141L110 142V144H111ZM129 143H131V142L129 141ZM133 143H134V142H132L131 144H133ZM147 143H148V142H147ZM150 143H151V142H150ZM150 143H149V144H150ZM153 143H154V142H153ZM153 143H152V144H153ZM158 143H159V142H158ZM187 143H188V142H187ZM198 143H199V142H198ZM204 143H205V142H204ZM204 143H203V144H204ZM218 143H217V144H218ZM236 143H237V142H236ZM236 143H235V144H236ZM242 143H244V142H242ZM251 143H252V142H251ZM262 143H263V142H262ZM35 144H37V143H35ZM58 144H60V143H58ZM83 144H85V142H84ZM100 144H102V143H100ZM126 144H127V143H126ZM142 144H143V147H144V143H142ZM142 144H141V145H142ZM149 144H148V147H151V146H149ZM152 144H150V145H152ZM154 144H155V143H154ZM156 144H157V143H156ZM160 144H161V143H160ZM191 144H193V143H191ZM200 144H201V143H200ZM228 144H229V142H228ZM249 144H250V143H249ZM252 144H253V143H252ZM257 144H258V143H257ZM257 144H256V147L258 148V151H259V153H260L261 150L263 151V149H259L258 146H259V145H262V144L259 143L258 146H257ZM48 145H49V144H48ZM72 145H73V144H72ZM75 145H77V144L75 143ZM75 145H74V147H75ZM79 145H80V144H79ZM87 145H88V146H87V149H89L90 146H92V144H91V145H90V144H87ZM93 145H95L94 142H93ZM97 145H98V144H96L95 147H97ZM111 145H112V144H111ZM129 145H130V144H127L126 146H129ZM138 145H137V146H138ZM141 145H139V146H141ZM145 145H146V144H145ZM158 145H159V144H158ZM162 145H163V144H162ZM166 145H167V144H166ZM166 145H164V146H166ZM168 145H169V144H168ZM196 145H197V143H196ZM196 145H195V146H196ZM201 145H202V144H201ZM201 145H200V146H201ZM204 145H205V144H204ZM236 145L238 146V143H237ZM240 145H241V144H240ZM247 145H246V146H247ZM43 146H45V144H44ZM49 146H50V145H49ZM70 146H71V145H70ZM80 146H82V144H81ZM101 146H102V145H101ZM101 146H98V147H101ZM109 146H110V145H109ZM109 146H108V147H109ZM123 146H124V145H123ZM123 146H122V147H123ZM135 146H136V145H135ZM139 146H138V147H139ZM186 146H187V145H186ZM198 146H199V145H198ZM217 146H218V145H215V147H217ZM219 146H220V144H219ZM229 146H230V145H229ZM242 146H244V144H242ZM242 146H241V147H242ZM51 147H52V144H51ZM54 147H55V145H54ZM110 147H111V146H110ZM129 147H130V146H129ZM159 147H160V146L157 147V146L155 145V148H159ZM166 147H167V146H166ZM166 147H163V149L166 148ZM201 147H202V146H201ZM203 147H204V146H203ZM210 147H212V146H210ZM213 147H214V145H213ZM224 147H225V145H224ZM224 147L222 146V148H224ZM235 147H236V146H235ZM262 147L264 148V146H262ZM32 148H33V147H32ZM34 148H35V146H34ZM34 148H33V149H34ZM37 148H38V147H37ZM39 148H40V147H39ZM46 148H47V146L45 147V149H46ZM67 148H68V147H67ZM93 148H94V147H93ZM102 148H104V147H102ZM102 148H100V149L97 148V149L102 150ZM119 148H120V147H119ZM124 148H125V146L123 147V149H124ZM130 148H131V147H130ZM151 148H154V145H153V147H151ZM151 148H150V149H151ZM160 148H161V147H160ZM160 148H159V149H160ZM169 148H170V147H169ZM222 148H221V146H220V148L217 147V149H216V148H215V149H216V150H219V149L222 150ZM226 148H227V147H226ZM247 148H248V147H247ZM247 148H245L244 151H245ZM257 148H256V150H257ZM40 149L43 150V148H40ZM40 149H39V152L41 151ZM48 149H49V148H48ZM48 149H47V150H48ZM84 149H85V148H83V150H84ZM105 149H106V148H105ZM121 149H122V148H121ZM128 149H129V148H128ZM128 149L125 148V150H128ZM135 149H136V147H135ZM138 149H139V148H138ZM144 149H145V148H144ZM25 150H27V149H25ZM29 150H31V148H29ZM29 150H28V152H30ZM36 150H37V149H36ZM36 150H34V151H36ZM81 150H82V149H81ZM92 150H94V149H91V151H92ZM103 150H104V149H103ZM103 150H102V151H103ZM129 150H130V149H129ZM131 150H132V149H131ZM131 150H130V151H131ZM148 150H149V149H148ZM151 150H153L152 152L154 153V149H151ZM156 150H157V149H156ZM156 150H155V151H156ZM160 150L162 151V148H161ZM160 150H158V151H160ZM192 150H193V149H192ZM208 150H210V148H209ZM248 150H249V149H248ZM248 150H246V151H248ZM256 150H255V151H256ZM31 151H33V150H31ZM79 151H80V150H79ZM84 151L86 152V149H85ZM95 151H96V150H95ZM104 151H105V150H104ZM121 151H122V150H121ZM121 151H117L118 154H119V152L121 153ZM123 151H124V150H123ZM133 151H134V150H133ZM133 151H132V152H133ZM135 151H136V150H135ZM137 151H138V150H137ZM137 151H136V152H137ZM141 151L143 152V150H141ZM141 151H140V153H141ZM145 151H146V150H145ZM158 151H157V152H158ZM193 151H194V153H195V150H193ZM210 151H212V149H211ZM229 151H231V149L228 150L227 152H229ZM253 151H254V150H253ZM258 151H257V152H258ZM39 152L37 151V152H35V153H39ZM64 152H65V150H64ZM66 152H67V150H66ZM88 152H89V151H88ZM88 152H87V153H88ZM92 152H93V151H92ZM98 152H99V151H97L96 153H98ZM152 152H151V153H152ZM168 152H169V151H168ZM188 152H189V151H188ZM197 152H198V151H197ZM213 152H214V150H213ZM220 152H221V154H222V151H220ZM224 152L226 153V150H225ZM233 152H234V151H233ZM248 152H249V151H248ZM257 152H256V153H257ZM32 153H34V152H32ZM35 153H34V155H35V157H37L38 155L35 154ZM42 153H43V152H41L40 154H42ZM93 153H95V152H93ZM101 153H102V152H101ZM101 153L99 152V154H101ZM137 153H138V152H137ZM153 153H152V154H153ZM160 153L163 154V151H162V152H159V154H160ZM207 153H208V152H207ZM230 153H232V151H231ZM230 153H229V155H230ZM243 153H244V152H243ZM262 153L264 154V151H263ZM43 154H44V153H43ZM57 154H58V153H57ZM68 154H69V153H68ZM71 154H73V153L71 152ZM71 154L68 155V158H71V160L73 161L72 164L69 165L68 163L66 164L65 162H64V164H63V171H62V172H64V173L67 174V175L70 174V172L72 171L73 168H74V170H75V168H76V170H79V169H77L78 167H75V165H73V164H76V163L81 164V167H82V164H83V163H81V162H80V163L77 162V161L80 159V157H82V156H80V154H81L80 152L77 153L76 155H75V154L71 155ZM82 154H83V153H82ZM85 154H86V153H85ZM85 154H84V156H86ZM89 154H90V152H89ZM102 154H103V153H102ZM102 154H101V155H102ZM105 154H106V153H105ZM118 154H117V155H118ZM123 154H124V152H123ZM125 154H127V153L125 152ZM152 154H151L150 156H152ZM154 154H155V153H154ZM156 154H157V153H156ZM186 154H187V153H186ZM216 154L218 155L219 152L216 153ZM239 154H240V153H239ZM244 154H245V153H244ZM260 154H261V153H260ZM29 155H30V154H29ZM32 155H33V154H32ZM36 155H37V156H36ZM63 155H64V154H63ZM66 155H67V154H66ZM97 155H98V154H97ZM97 155H95L94 157L96 158ZM107 155H108V154H107ZM120 155H122V153H121ZM127 155H128V154H127ZM127 155H126V156H127ZM129 155H131V153H130ZM136 155H138V154H136ZM142 155H144V154H142ZM166 155H167V154H166ZM168 155H169V154H168ZM168 155H167V156H164V158H165V157H169ZM177 155H178V152H177ZM197 155H198V154H197ZM229 155H228V156H229ZM251 155H252V154H251ZM254 155H255V153H254ZM64 156H65V155H64ZM64 156H62V158H63ZM84 156H83V157H84ZM87 156H88V155H87ZM103 156H104V154H103ZM118 156H119V155H118ZM122 156H123V155H122ZM124 156H125V155H124ZM140 156H141V154H140ZM155 156H156V155H155ZM158 156H159V155H158ZM215 156H216V155H214V157H215ZM219 156H220V155H219ZM221 156H222V155H221ZM228 156H227V157H228ZM234 156H236V155H234ZM234 156L232 155V157H234ZM238 156H239V155H238ZM240 156H241V155H240ZM245 156H246V155H245ZM249 156H250V154H249ZM255 156H256V155H255ZM255 156H254V157H255ZM263 156H264V155H263ZM29 157H30V156H29ZM35 157H34V158H35ZM38 157L41 158L40 155H39ZM38 157H37V158H38ZM60 157H61V156H60ZM98 157H99V156H98ZM101 157H102V156H101ZM101 157H99V158H101ZM104 157H105V156H104ZM106 157H107V156H106ZM111 157H112V156H110L109 158L107 157V160H110V161H111ZM120 157H121V156H120ZM133 157H134V156L132 155V158H133ZM145 157H146V156H145ZM185 157H186V155H185ZM191 157H193V155H192ZM191 157H188L190 161H192V160L190 159ZM194 157H195V156H194ZM246 157H247V156H246ZM250 157H251V156H250ZM260 157L262 158V155H261ZM32 158H33V157H32ZM85 158H86V157H85ZM92 158H93V157H92ZM92 158H90V159H92ZM121 158H122V157H121ZM135 158H138V157L136 156V157H134L133 159L136 160ZM139 158H140V157H139ZM147 158H148V156L146 157V159H147ZM160 158H161V159H160ZM160 158H159V159H160V161L162 162V163L160 162L161 165H162V166L165 165L166 162H165V161H162L163 158H162L161 156H160ZM188 158H187V161H188ZM222 158H223V157H222ZM230 158H231V157H230ZM239 158H240V157H239ZM241 158H242V157H241ZM251 158H252V157H251ZM35 159H36V158H35ZM81 159L83 160V158H81ZM86 159H87V158H86ZM90 159L88 158V161H89ZM97 159H98V158H97ZM101 159H102V158H101ZM104 159H105V158H104ZM113 159H114V158H113ZM133 159H132V160H133ZM180 159H181V158H180ZM185 159H186V158H185ZM202 159H203V158H202ZM205 159H207V158H205ZM235 159H237V157H236ZM246 159H247V158H246ZM22 160H23V159H22ZM30 160H31V159H30ZM30 160H29V162H30ZM33 160H34V159H33ZM38 160H39V159H38ZM95 160H96V159H95ZM105 160H106V159H105ZM105 160H104V161H105ZM137 160H138V159H137ZM137 160H136V161H137ZM149 160H150V158H149ZM149 160H148V162H150ZM157 160H158V159H157ZM166 160H167V158H166ZM168 160H169V159H168ZM181 160H182V159H181ZM214 160H215V159H214ZM222 160H223V159H222ZM239 160H240V159H239ZM243 160H244V157H243ZM243 160H240V161H239V164H241V162H242ZM248 160H249V159H248ZM250 160H251V159H250ZM259 160H260V158H259ZM263 160H264V159H263ZM3 161H4V160H3ZM25 161H26V160H25ZM36 161H37V159H36ZM75 161H76V163H74ZM83 161H84V160H83ZM83 161H82V162H83ZM88 161H87V162H88ZM93 161H94V160H93ZM112 161H114V160H112ZM115 161L117 162L116 158H115ZM136 161H134V162H136ZM138 161H139V160H138ZM144 161H145V160H143V162H144ZM190 161H189V162H190ZM193 161H194V158H193ZM193 161H192V162H193ZM228 161H230V160H228ZM228 161H227V164H228ZM233 161H234V160H233ZM236 161H237V160H236ZM246 161H247V160H246ZM246 161H244L243 164H244V163L246 164ZM251 161H253V160H251ZM260 161H261V160H260ZM0 162H1L2 165L4 164V163H2V161H0ZM6 162H7V161H5V163H6ZM27 162H28V160H27ZM31 162H32V160H31ZM33 162H35V161H33ZM90 162H91V160H90ZM96 162H100V161L96 160ZM101 162L103 163L102 160H101ZM116 162H115V164H117ZM139 162H140V161H139ZM139 162H138V163H139ZM141 162H142V161H141ZM163 162H165V163L163 164ZM168 162H169V161H168ZM215 162H216V161H215ZM215 162H214V165H215ZM221 162H222V161H221ZM221 162H220V159H219V163H220V165L222 164ZM223 162H224V161H223ZM237 162H238V161H237ZM9 163H10V162H9ZM23 163H24V162H23ZM84 163H85V162H84ZM92 163H94V162H92ZM105 163H106V161H105ZM108 163H109V162H108ZM108 163H106V164H108ZM122 163H124V162H122ZM144 163H145V162H144ZM153 163H155V162H153ZM153 163L151 162V164H153ZM158 163H159V162H158ZM174 163H175V162H174ZM174 163H173V164H174ZM178 163L181 165V163H180L179 161H178ZM217 163H218V162H217ZM224 163H225V162H224ZM224 163H223L222 166H225ZM233 163H234V162H233ZM254 163H255V162H254ZM10 164H11V163H10ZM19 164H20V163H19ZM19 164H18V165H19ZM25 164H27V163H25ZM32 164H33V163H32ZM32 164H31V167H28V166H29V163L27 164V165H28L27 167H26L25 165H23V168H24V167H26L27 169L29 168V169H28V175H29L28 177H30V178H34L36 175H38V174L41 172V171H40L38 174H37V172H36V174H34V171H32L31 169H33V168L35 169V168H36V167H35L36 165H34V164L32 165ZM36 164H37V162H36ZM59 164H60V163H59ZM59 164H58V165H59ZM78 164H77V166H78ZM85 164L87 165V163H85ZM106 164L103 163V165H105V166H106ZM111 164H114V163H111ZM115 164H114V165H115ZM118 164H119V162H118ZM126 164H127V162H126ZM142 164H143V163H142ZM146 164H147V163H146ZM166 164H167V163H166ZM176 164H177V162H176ZM188 164H189V163H188ZM225 164H226V163H225ZM230 164H231V163H230ZM230 164H229L228 166H230ZM236 164H238V163H236ZM236 164H235V166H236ZM239 164H238V165H239ZM249 164H250V163H249ZM255 164H256V163H255ZM257 164H258V163H257ZM259 164H260V162H259ZM2 165L0 166V168L3 167ZM13 165H14V164H13ZM13 165H12V166H13ZM18 165H17V166H18ZM21 165H22V164H21ZM83 165H84V164H83ZM86 165H85V166H86ZM94 165H95V164H94ZM100 165H101V163H100ZM103 165H102V166H103ZM114 165H113V166H114ZM119 165H121L122 167H124V166H125V163H124V166L121 164V162H120ZM128 165H129V164H128ZM128 165H127V166H128ZM131 165H132V164H130V166H131ZM133 165H134V163H133ZM135 165L137 166V164H135ZM135 165H134V166H135ZM140 165H141V164H140ZM144 165H145V164H144ZM153 165H154V164H153ZM155 165H156V164H155ZM155 165H154V167H155ZM161 165L159 164V166H161ZM174 165H175V164H174ZM177 165H178V164H177ZM177 165H176V166H177ZM180 165H179V166H180ZM184 165H185V164H184ZM184 165H183V166H184ZM202 165H203V164H202ZM6 166H7V168H8L10 165H8V164H7V165L4 164V167H6ZM12 166H10V167H12ZM37 166H38V165H37ZM96 166H97V164H96ZM96 166H95V167H96ZM102 166H101V167L98 166V167H99L100 169H101V168H105V166H104V167H102ZM107 166H108V165H107ZM110 166H111V165H110ZM110 166H108V167L110 168ZM113 166H111V168H112ZM115 166H116V165H115ZM121 166H120V168H121ZM127 166H126V167H127ZM134 166H133V168H134ZM146 166H148V165H146ZM149 166H150V164H149ZM162 166H161V167H162ZM166 166H167V165H166ZM172 166H173V165H172ZM176 166H174V167H176ZM179 166H178V167H179ZM188 166H193V165H190V164H189ZM188 166H187V168H189ZM209 166H210V165H209ZM209 166H208V169H206V170H209ZM222 166H221V167H222ZM232 166H233V165H232ZM239 166H240V165H239ZM239 166H238V167H239ZM242 166H243V165H242ZM246 166H247V165H246ZM252 166H253V165H252ZM255 166H256V165H255ZM260 166H261V164H260ZM10 167H9V169H10ZM15 167H16V164L13 166V168H15ZM32 167H33V168H32ZM60 167H61V166H60ZM83 167H84V166H83ZM88 167H89V166H88ZM88 167H87V168H88ZM90 167H91V165H90ZM92 167H93V166H92ZM141 167H142V169H143V165H142ZM154 167L152 166V168H154ZM180 167H181V166H180ZM185 167H186V166H185ZM185 167H183L184 170H186ZM221 167H220V169L225 168V167H223V168H221ZM238 167H237V168H238ZM243 167H244V169L246 168L245 166H243ZM243 167H240V168H243ZM248 167H249V166H248ZM250 167H251V166H250ZM253 167H254V166H253ZM256 167H257V166H256ZM13 168H12V169H13ZM17 168H18V167H16V169H17ZM30 168H31V169H30ZM87 168H86V169H87ZM96 168H97V167H96ZM96 168H95V169H96ZM113 168H114V167H113ZM120 168H119V169H120ZM127 168H128V167H127ZM127 168H126V169H127ZM131 168H132V167H131ZM133 168H132V169H133ZM137 168H138V167H137ZM147 168H148V167H147ZM155 168H156V167H155ZM155 168H154V169H155ZM163 168H164V166H163ZM165 168H166V167H165ZM165 168L162 169V170L164 171ZM171 168H173V167H171ZM183 168H182V169H183ZM192 168H193V167H192ZM196 168H197V166H196ZM198 168H199V167H198ZM198 168H197V169H198ZM202 168H203V167H202ZM235 168H236V167H235ZM235 168H233V169H235ZM261 168H262V170H263V167H262V166L260 167V169H261ZM3 169H4L3 171H4V173H5V171H6L5 169H6V168H3ZM91 169H92V168H91ZM91 169H90V170H91ZM105 169H106V168H105ZM116 169H117V168H116ZM126 169H123V170L121 169V170L124 171V170H126ZM132 169H131V170H132ZM145 169H146V167H145ZM145 169H144V170H145ZM148 169H149V168H148ZM176 169H177V168H176ZM179 169H181V168H179ZM179 169H177V173H178V170H179ZM218 169H219V168H218ZM220 169H219V170H220ZM225 169H226V168H225ZM230 169H231V168H230ZM244 169H243V170H244ZM246 169H247V171H248L249 173L252 172V171L254 170V169H252V167H251V170H252V171H249L250 168H249V169L246 168ZM258 169H259V168H258ZM260 169H259V170H260ZM24 170H25V169H24ZM82 170H85V169L83 168ZM82 170H81V171H82ZM107 170H108V171H111V169H110V170L107 169ZM113 170H114V169H113ZM127 170H128V169H127ZM129 170H130V169H129ZM129 170H128V172H127L128 174H129ZM131 170H130V171H131ZM133 170H134V169H133ZM138 170H139V168H138ZM138 170L136 169V172H137ZM140 170H141V169H140ZM140 170H139V171H140ZM152 170H153V169H152ZM173 170H175V169H173ZM173 170H171V171H172L171 175L174 173ZM184 170H182V171H184ZM193 170H194V169H193ZM204 170H205V169H204ZM206 170H205V172H207V174H208V171H206ZM223 170H224V169H223ZM236 170H237V169H236ZM240 170H241V169H240ZM240 170H239V173H240V174H243V173L240 172ZM243 170H242V171H243ZM16 171H18V169H17ZM16 171H15V172H16ZM36 171H37V170H36ZM88 171H89V170H88ZM93 171H95V170H93ZM96 171H97V170H96ZM96 171H95V173H97ZM101 171H102V169H101L100 171L98 170L99 173H100ZM105 171H106V170H105ZM146 171H147V170H146ZM153 171H154V170H153ZM158 171H159V170H158ZM158 171H157V172H158ZM160 171H161V170H160ZM182 171H181V172H182ZM189 171L191 172L190 169H189ZM199 171H200V170H199ZM226 171H227V170H226ZM232 171H233V170H232ZM232 171H230V173H231ZM237 171H238V170H237ZM244 171H245V172H244ZM244 171H243V172L246 173L245 175H247L248 172H246V170H244ZM0 172H2V171H0ZM6 172H7V171H6ZM21 172H23V171H21ZM60 172H61V171H60ZM84 172H85V171H84ZM106 172H107V171H106ZM106 172H105V173H106ZM111 172H112V171H111ZM116 172H118V170H117V171L115 170V173H116ZM124 172H126V171H124ZM134 172H135V171H134ZM143 172H145V171H143ZM143 172H142V173H143ZM147 172H148V171H147ZM190 172H189V173H190ZM205 172H204V174H206ZM212 172H213V171H212ZM218 172H220V171H218ZM223 172H224V171H223ZM223 172H221V173H223ZM228 172H229V171H228ZM228 172H227V176H228ZM256 172H257V171H256ZM18 173H19V174H18ZM24 173H25V171H24ZM24 173H23V174H24ZM32 173H33V174H32ZM45 173H46V172H45ZM49 173H50V172H49ZM56 173H58V172H56ZM73 173H74V172H73ZM76 173H77V172H76ZM85 173H86V172H85ZM93 173H94V172H92V174H93ZM113 173H114V172H112L111 174H113ZM121 173H122V172H121ZM121 173H120V174H121ZM131 173H132V171H131ZM169 173H170V172H169ZM169 173H168V174H169ZM175 173H176V172H175ZM184 173H185V171H184ZM184 173H182V175H183ZM187 173H188V172H187ZM189 173H188V175H189ZM191 173H193V171H192ZM199 173H201V172H199ZM199 173H198V174H199ZM202 173H203V172H202ZM215 173H216V171H215ZM225 173H226V172H225ZM258 173H259V174H262V176H264V175H263V172H261V173L258 172ZM17 174L19 175V177L22 176V175H21L22 173L20 174V171L17 172ZM30 174H31V175H30ZM40 174H41V173H40ZM77 174H78V173H77ZM88 174H89V173H88ZM103 174H104V173H103ZM111 174H110V176H111ZM132 174H133V173H132ZM132 174H131V178H133V181L136 180V179L139 181V179H140L141 177H144V176H143L144 174H143V175L141 174L142 176L140 175V178H137V176H136V178L134 179L135 176L132 177ZM137 174H138V172H137ZM139 174H140V173H139ZM146 174H147V173H146ZM162 174L164 175V173H162ZM162 174H161L160 176H162ZM179 174H180V173H179ZM195 174H196V172H195ZM210 174H212V173H210ZM210 174H208L207 176H210ZM218 174H219V173H218ZM231 174H232V173H231ZM231 174H229V175H231ZM234 174H235V172H234ZM237 174H238V173H237ZM237 174H236V176H237ZM250 174H252V176L256 175V174H255V171H254V174H253V172L250 173ZM0 175H1V174H0ZM3 175H4V174H3ZM3 175H2V176H3ZM5 175H7V173H5ZM25 175H26V174H25ZM54 175H55V174H54ZM60 175H61V173H60ZM72 175H73V174L70 175V176L72 177V178L70 177V179H72V180H70V181L73 182V183L77 182L78 186H80L79 184L83 183L82 181H84V180H83L84 178H82L84 175H82V174H81V175H78V176H76V175H75V176H72ZM90 175H91V174H90ZM106 175H109V173L107 172ZM118 175H119V174H118ZM122 175H123V174H122ZM124 175L126 176V174H124ZM124 175H123L122 177H124ZM134 175H136V173H135ZM151 175H152V174H151ZM154 175H155V174H154ZM156 175H157V173H156ZM188 175L186 174V177H184L185 175L182 176V177L186 179ZM215 175H216V174H215ZM215 175H214V176H215ZM38 176H39V175H38ZM57 176H58V174L55 175V177H57ZM80 176H81V177H80ZM98 176H99V177H98ZM98 176L96 175V178H97V177H98L99 179H100V178H103L102 175H101V173H100V175L98 174ZM110 176H109V177H110ZM112 176L115 177V174H113ZM129 176H130V174H129ZM129 176H128V177H129ZM146 176H148V175H146ZM149 176H150V175H149ZM152 176H153V175H152ZM166 176H167V173H166ZM166 176H165V177H166ZM172 176L175 177L174 174H173ZM172 176H171V177H172ZM189 176H190V175H189ZM189 176H188V178H189ZM192 176H193V175H192ZM192 176H191V177H192ZM207 176H206V177H207ZM211 176H212V175H211ZM211 176H210V179H209V178L207 179L206 177H203V178H206V179H207L206 181L211 180V178L214 179V177H211ZM231 176H232V175H231ZM231 176H230V177H231ZM240 176H241V175H240ZM243 176H244V174L242 175V177H243ZM0 177H1V176H0ZM7 177H8V176H7ZM84 177H85V179H86V174H85ZM94 177H95V176H94ZM104 177H105V176H104ZM128 177H127V178H128ZM150 177H151V176H150ZM150 177H149V178H150ZM154 177H155V176H154ZM157 177L159 178L158 175H157ZM163 177H164V176H163ZM165 177H164V178H165ZM171 177H170V179L173 178V177H172V178H171ZM198 177L200 178V176H198ZM224 177H225V176H224ZM233 177H234V176H233ZM242 177H240V179H241ZM245 177H246V176H245ZM256 177H257V175H256ZM256 177H255V179H256ZM259 177H260V176H259ZM259 177H258V178H259ZM1 178H2V177H1ZM9 178H10V177H9ZM14 178H15V177H14ZM22 178H25V179H26V177H22ZM58 178H59V176H58ZM61 178H62V177H61ZM61 178H60V180H61ZM65 178H66V177H65ZM88 178L90 179L91 176L89 177V175H88ZM96 178H94V180H95ZM105 178H106V177H105ZM119 178H120V177H118V179H119ZM127 178H125V180H126ZM160 178H161V177H160ZM164 178H163V179H164ZM168 178H169V176H168ZM168 178H167V179H168ZM183 178H182V180H183ZM192 178H193V177H192ZM192 178H191V179H192ZM231 178H232V177H231ZM260 178H262V177H260ZM260 178H259V180H260ZM11 179H12V178H11ZM89 179L86 180V181H88V183L86 182L87 184H85L86 186H84V185L81 184V185L83 186V188H85V187H89V186H87V185L89 184V181H91V180L93 181V179H91V180H89ZM106 179H109V178H106ZM112 179H113V178H112ZM112 179H110L111 181L108 180L109 183L112 182ZM116 179H117V178H116ZM118 179H117V180H118ZM128 179H129V178H128ZM144 179H146V178L144 177ZM167 179H166V181H167ZM170 179H169V180H170ZM175 179H177V178L175 177ZM185 179H184V183H185ZM215 179H216V178H215ZM220 179H221V182H222V181H223L222 178H219V181H218V179L215 180V181H216V182H220ZM235 179H237V178L235 177ZM252 179H253V178H252ZM263 179H264V178H263ZM263 179H261V182H262ZM0 180H1V179H0ZM21 180H22V179H21ZM26 180H27V179H26ZM26 180H25V181H26ZM60 180H59V181H60ZM62 180H63V179H62ZM68 180H69V179H68ZM80 180H82L81 183H78ZM101 180H102V179H101ZM113 180H114V182L116 181V182L118 183V181L115 180V178H114ZM119 180H120V179H119ZM125 180H123V181H125ZM149 180H150V179L147 178L148 183H150ZM153 180H154V178H153ZM153 180H152V181H153ZM158 180H159V179H158ZM161 180H162V178H161ZM161 180H160V181H161ZM182 180H181V181H182ZM186 180H187V179H186ZM189 180H190V179H189ZM189 180H188V182H189ZM259 180H258V181H259ZM4 181H5V180H4ZM19 181H20V180H19ZM19 181H18V183L20 184ZM25 181H24V182H25ZM29 181H30V180H29ZM57 181H58V180H57ZM63 181H64V180H63ZM98 181L101 183L100 180H98ZM121 181H122V179H121ZM121 181H119V182H121ZM133 181H131V183H132ZM138 181H137V182H138ZM142 181H143V178H142ZM145 181H146V180H145ZM145 181H144V183H145ZM150 181H151V180H150ZM166 181H165V182H166ZM175 181H176V180H175ZM179 181H180V180H179ZM212 181H213V180H212ZM231 181H232V180H231ZM234 181H236V180H234ZM242 181H243V179L241 180V182H242ZM244 181H245V180H244ZM248 181H249V180H248ZM0 182H3V180H1ZM42 182H43V181H42ZM42 182H41V181L39 182L38 180H36V177H35L34 183H33L31 186H28V187L23 186L21 189L16 188V189H14V190L11 189V188H10L9 190H3L2 188H4V187L1 188V186H0V192H2V193H6L7 191H11V190H12L13 193H19L18 191L20 190V192H24V193L27 194V198L35 204V205H34L35 207L32 206L33 209L30 211V214H29V215H31L33 218H35L36 222H37L39 225H43V224H44V226H45V225L50 226V227H51L50 231L52 230L53 235L55 236L54 238H56L57 241H58V245H57V246L54 245L55 247L51 248V251H50V252H51V255H52L53 257H55L54 259H56V258H57V259H65V260L67 261L66 264H101V262H103V263H105V264H116V263H118V262H119V258L121 257V254L119 253L121 250H120V251L114 250L113 247L115 248V245H114V246H111L110 243H109L110 240H109V242L107 241L109 244H107L106 249L101 253V252H99V250L97 249V247H95V245H92V244L90 243L91 239L89 240L88 238L83 237V236L81 235L80 232H79V233H76V232L73 230L71 220H70V222H69L68 218H69V217H73V214H74V213H73V214H71V213L73 212V210L76 211L77 208H78V207H77L76 210H75V201H76V200L73 201V198L71 199V195H72V192H73V190H72L73 187H72V186H73L74 184L72 183L73 185L70 186V187H68V188H66L65 190H64V188H62V186L59 187V190H60V191L58 192V195H57V196H58L59 198H61V201H62V199L64 200L63 204H61V205L63 206L64 211H65V214H63V215H66L68 212H70L69 215H71V216H68V218H67L68 222H66V223H64V224H61V223L59 224V222H58V218H56V217L54 216L55 218H54V219H51V218L48 216V213L51 211V207H50V205L45 201L44 195L46 194V190H45V187L43 186V183H42ZM67 182H68V181H67ZM93 182H94V181H93ZM99 182H97V183L99 184ZM103 182H104V181H102V183H103ZM106 182H107V181H106ZM129 182H130V181H129ZM154 182H155V181H154ZM161 182H163V181H161ZM171 182H172V181H171ZM190 182H192V181H190ZM213 182H214V181H213ZM221 182H220V183H221ZM245 182H246V181H245ZM256 182H257V179H256ZM16 183H17V182H16ZM21 183H22V181H21ZM61 183H62V182H61ZM97 183H96V184H97ZM123 183H124V182H123ZM126 183H127V182H126ZM135 183H136V182H134V184H135ZM140 183H141V182H140ZM140 183H139V184H140ZM146 183H147V182H146ZM148 183H147V184H148ZM163 183H164V182H163ZM178 183H180V182H178ZM184 183L181 182V183H180V186H179V184H178V187H181V184H184ZM194 183H195V182H194ZM220 183H217V184H220ZM227 183H230V181H227V180H226V183H224V185H226ZM237 183H238V182H237ZM239 183H240V182H239ZM250 183H251V182H249V185L251 186ZM257 183L259 184V182H257ZM257 183H256L255 185H257ZM59 184H60V182H59ZM68 184L71 185L70 182H69ZM68 184H67V186H68ZM77 184H75V185L77 186ZM92 184H93V183L91 182V185H92ZM94 184H95V183H94ZM94 184H93V185H94ZM98 184H97V187H98ZM119 184H120V183H119ZM124 184H125V183H124ZM136 184H137V183H136ZM141 184H142V186H143V183H141ZM141 184H140V186H141ZM147 184H146V185H147ZM150 184H151V183H150ZM150 184H149V185H150ZM152 184H153V183H152ZM156 184H157V183H156ZM156 184H155L154 186H156ZM158 184H159V183H158ZM158 184H157V185H158ZM167 184H170V183H167ZM176 184H177V183H176ZM187 184H188V183H187ZM187 184L182 185L183 188H184L185 185L188 187L189 185H187ZM192 184H193V183H192ZM192 184H191L190 186H191V187H194V186H192ZM212 184H213V183H212ZM232 184H233V183H232ZM232 184H231V185H232ZM234 184H235V183H234ZM243 184H244V182H243ZM247 184H248V183H247ZM21 185H22V184H21ZM93 185H92V186H93ZM104 185H105V184H101V186H103V187H104ZM106 185H107V184H106ZM127 185H128V186H127ZM127 185H126L127 188H129V184H127ZM149 185H148V186H145V185H144V186H145V188H146V187H149ZM160 185H161V183H160ZM160 185H158V187H159ZM162 185H164V184H162ZM193 185H194V184H193ZM221 185H222V184H221ZM240 185H242V184H240ZM249 185H248V186H249ZM263 185H264V184H263ZM18 186L21 187L20 185H18ZM94 186H95V185H94ZM115 186H116V185H115ZM126 186H125V188H126ZM133 186H134V185H133ZM144 186H143V187H144ZM151 186H152V185H151ZM154 186L151 187V188L153 189ZM168 186H169V185H167V187H168ZM190 186H189V187H190ZM227 186H228V185H226L225 190L227 189ZM16 187H17V185H16ZM90 187H91V186H90ZM111 187H112V186H111ZM120 187H121V186H120ZM120 187H119V188H120ZM130 187H131V184H130ZM163 187H164V186H163ZM163 187H161V188H163ZM165 187H166V186H165ZM165 187H164V188H165ZM167 187H166V188H167ZM216 187H217V186H216ZM228 187H229V186H228ZM240 187H241V186H240ZM242 187H243V185H242ZM244 187H245V184H244ZM253 187H254V186H253ZM105 188H106V187H105ZM119 188H117V190H118ZM127 188H126V190H129V189H127ZM131 188H132V187H131ZM159 188H160V187H159ZM169 188H170V187H168V189H169ZM183 188H181V189H183ZM229 188H230V187H229ZM229 188H228V189H229ZM231 188H232V187H231ZM231 188H230V189H231ZM234 188H235V187H234ZM234 188H233L232 190L236 191ZM250 188H251V187H250ZM255 188H257V186H256ZM261 188H262V186H261ZM5 189H6V188H5ZM73 189H75V188H73ZM77 189H79V188L77 187ZM80 189H81V188H80ZM80 189H79V190H80ZM85 189L87 190V188H85ZM88 189H89V188H88ZM90 189H91V188H90ZM90 189H89L88 191H91V190H92V189H91V190H90ZM93 189H94V188H93ZM95 189H96V188H95ZM99 189H100V188H99ZM103 189H104V188H103ZM108 189H109V188H108ZM108 189H107V190H108ZM122 189H123V188H122ZM134 189H135V188H134ZM139 189H140V188H139ZM139 189H137V190L139 191ZM141 189H142V187H141ZM143 189H144V188H143ZM143 189H142V190H143ZM168 189H167V190H168ZM189 189H190V188H189ZM193 189H194V188H193ZM221 189H223V188H221ZM241 189H243V188H241ZM248 189H249V188H248ZM253 189H254V188H253ZM79 190H76V191H79ZM82 190H83V189H82ZM82 190H80V191H82ZM112 190H113V189H112ZM117 190H116V191H117ZM120 190H121V189H120ZM130 190H131V189H130ZM130 190L128 191V194H126L127 191H124V193H125L126 195H129V194H130L129 192L132 191V190H131V191H130ZM137 190H136V191H137ZM150 190H151V189H150ZM150 190L147 191V192H150ZM167 190H165L166 193H170V192H167ZM184 190H185V189H184ZM190 190H192V189H190ZM190 190H189V191H190ZM200 190H201V189H200ZM255 190H256V189H255ZM259 190H260V189L257 188L256 191L259 192ZM80 191H79V193L81 194ZM88 191H87V192H88ZM95 191H96V190H95ZM98 191H100V190H98ZM101 191H102V187H101ZM101 191H100V193H102ZM116 191H115V192H116ZM151 191H152V190H151ZM154 191H155V190H154ZM154 191H153V192H154ZM165 191H164V192H165ZM187 191H188V189H187ZM189 191H188V193H190ZM223 191H224V190H223ZM227 191H228V190H227ZM234 191H233V192H234ZM247 191H248V190H247ZM256 191H253V193L256 192ZM87 192H86V193H87ZM103 192H104V191H103ZM105 192H106V190H105ZM120 192H121V191H120ZM122 192H123V190H122ZM134 192H135V191H134ZM153 192H152V193H153ZM155 192H156V191H155ZM184 192H186V191H184ZM192 192H193V191H192ZM204 192H205V191H204ZM230 192L233 193L232 191H230ZM243 192L246 193V188H245V191H244V189H243ZM250 192H252V190H251ZM7 193H8V192H7ZM74 193H75V192H74ZM77 193H78V192H77ZM84 193H85V190H84ZM90 193H92V196H93V192H90ZM112 193H113V192H112ZM132 193H133V191L131 192V195H132ZM143 193H144V191H143ZM177 193H178V192H177ZM198 193H199V195H201L200 192H197V193H196V197H198L199 199H201L200 196H197ZM221 193H222V192H221ZM221 193H220V194H221ZM225 193H226V192H225ZM227 193H228V192H227ZM239 193H240V192H239ZM253 193H252V194H253ZM260 193H261V191H260ZM87 194H88V193H87ZM94 194H95V192H94ZM98 194H99V192H98ZM107 194H109V193H107ZM118 194H119V193H118ZM135 194H136V193H135ZM144 194H145V193H144ZM144 194H143V195H144ZM157 194H158V192H157ZM157 194H155V196H156ZM173 194H174V193H173ZM173 194H172V198L174 199V198H175V195H173ZM194 194H195V193H194ZM218 194H219V193H218ZM223 194H224V193H223ZM237 194H238V193H237ZM242 194H243V193H242ZM254 194H256V193H254ZM254 194H253V195H254ZM263 194H264V193H263ZM19 195H20V194H19ZM102 195H103V199L107 198V197L104 196V194H102ZM116 195H117V194H116ZM126 195H125V197H127ZM137 195H138V193H137ZM139 195H140V194H139ZM141 195H142V194H141ZM164 195H165V194H164ZM170 195H171V193H170ZM176 195H177V194H176ZM203 195H204V196H207L208 194L205 193V194H203ZM216 195H217V194H216ZM224 195H225V194H224ZM233 195H234V194H233ZM246 195H247V194H245V197L249 198V196H250L249 193H248L249 196H246ZM4 196H5V195H4ZM8 196H9V194L7 195V197H8ZM13 196H14V195H13ZM75 196H77V194H76ZM78 196H79V195H78ZM78 196H77V197H78ZM88 196H89V195H88ZM88 196H87V197L84 196V197H86V199H87V198H90V197H88ZM90 196H91V195H90ZM96 196H98V195H96ZM99 196H100V195H99ZM108 196H109V195H108ZM122 196H123V195L121 194V197H122ZM144 196H145V195H144ZM144 196H141L140 199H142V197H143L142 200H145L147 197H146V196L144 197ZM147 196H148V195H147ZM152 196L154 197V194H152L151 197H152ZM173 196H174V197H173ZM180 196H181V195H180ZM186 196H187V195H186ZM201 196H202V195H201ZM230 196H232V195L229 194V196H227V197L229 198ZM238 196L240 197L241 195L238 194ZM255 196H256V195H255ZM257 196H259V193H258ZM261 196H262V195H261ZM10 197H11V196H10ZM23 197H24V196H23ZM73 197H74V195H73ZM82 197H83V196H82ZM116 197H117V196H116ZM129 197H130V199H132V197H135V196H129ZM136 197H137V196H136ZM139 197H140V196H138L137 198L139 199ZM151 197H150V195L148 196V198H150V199H151ZM165 197H166V198L169 197L168 194L165 195ZM170 197H171V196H170ZM176 197H177V196H176ZM189 197H190V195H189ZM202 197H203V196H202ZM234 197H235V196H234ZM241 197H242V196H241ZM241 197L237 200L238 202L242 199ZM262 197L264 198V195H263ZM8 198H9V197H8ZM8 198H7V199H8ZM12 198H14V197H12ZM19 198H20V197H19ZM19 198H18V199H19ZM25 198H26V197H25ZM59 198H58V199H59ZM79 198H81V197L79 196ZM94 198H95V197H94ZM99 198H100V197H99ZM144 198H145V199H144ZM177 198H178V197H177ZM184 198H185V197H184ZM184 198H182V199H184ZM231 198H232V197H230V200H231ZM236 198H237V197H236ZM253 198H255V197H253ZM15 199H16V198H15ZM76 199H77V198H76ZM92 199H93V198H92ZM96 199H97V198H96ZM101 199H102V198H100V200H101ZM108 199H109V198H108ZM116 199H117V198H116ZM130 199H129V200H130ZM134 199H135V198H134ZM140 199H139V200H140ZM152 199H153V198H152ZM160 199H161V198H158V200H160ZM164 199H165V198H164ZM199 199H198V201L202 202V200H199ZM202 199H203V198H202ZM5 200H6V199H5ZM9 200H10V199H9ZM80 200H81V199H80ZM90 200H91V199H90ZM125 200H126V199H125ZM125 200H124V201H125ZM135 200H136V199H135ZM147 200H149V199H147ZM147 200H146V201H147ZM158 200H157V201H158ZM170 200H172V199H170ZM179 200H180V198H179ZM185 200H186V198L184 199V202H185ZM204 200H205V198H204ZM206 200H207V199H206ZM227 200H228V199H227ZM230 200H229V201H230ZM233 200H234V199H233ZM243 200H244V196H243ZM246 200H247V199H246ZM246 200H245V202H246ZM1 201H2V200H1ZM78 201H79V200H78ZM97 201H99V200L97 199ZM97 201H96V202H97ZM130 201H131V200H130ZM130 201H129V202H130ZM132 201H133V200H132ZM146 201H144V202H146ZM162 201H163V200H162ZM175 201H176V200H175ZM186 201H187V203H188V196H187V200H186ZM196 201H197V200H196ZM247 201H248V200H247ZM253 201H255V200L253 199ZM259 201H260V200H259ZM2 202H3V201H2ZM89 202H91V201H89ZM94 202H95V200H94ZM94 202H93V203H94ZM105 202H106V201H105ZM107 202H109V201L107 200ZM107 202H106V203H107ZM137 202L139 203V208L142 207V205L140 206V202H139V201H137ZM170 202H171V201H170ZM172 202H174V200H173ZM172 202H171V203H172ZM184 202H182V204H183ZM200 202L197 203V204H199L200 206H202V204H201ZM203 202H204V201H203ZM203 202H202V203H203ZM206 202H207V201H206ZM206 202L203 203V204L206 205ZM231 202H232V201H231ZM231 202H230V203H231ZM233 202H234V201H233ZM242 202H243V201H241V203H242ZM245 202H243V203H245ZM19 203H20V202H19ZM30 203H31V202H30ZM30 203H29V204H30ZM98 203H99V205H101V203H103V201L98 202ZM109 203H110V202H109ZM117 203H118V202H117ZM131 203H132V202H131ZM142 203H143V202L141 201V204H142ZM150 203H151V201H150ZM150 203H149V204H150ZM153 203H154V201H153ZM159 203H160V202H159ZM193 203H194V202H193ZM228 203H229V202H228ZM228 203H227V206H228ZM234 203H236V202H234ZM243 203H242V204H243ZM248 203H249V202H247V204H248ZM250 203H251V202H250ZM255 203H257V202H255ZM263 203H264V201H263ZM76 204H77V203H76ZM85 204H86V203H84L83 205H85ZM90 204H91V203H90ZM104 204H105V203H104ZM146 204H147V203H145V205H146ZM155 204H156V203H155ZM164 204H165V203H164ZM209 204H210V203H209ZM231 204H232V203H231ZM242 204H240V207H241ZM79 205H80V204H79ZM88 205H89V204H88ZM88 205H87V206H88ZM92 205H93V204H92ZM94 205H97V204H94ZM126 205H128V203H126ZM126 205H125V206H126ZM135 205L137 206L136 203L134 204V206H133V205H131V206L135 207ZM143 205H144V204H143ZM145 205H144V206H145ZM147 205H148V204H147ZM150 205H151V204H150ZM153 205H154V204H152V206H153ZM160 205H161V204H160ZM162 205H163V204H162ZM162 205H161V208H162ZM170 205H171V204H170ZM173 205H174V204H173ZM195 205H196V204L194 203L193 206L195 207ZM210 205H211V204H210ZM232 205H233V204H232ZM232 205H230V206L232 207ZM252 205H253V203H252ZM260 205L262 206V204H259V206H260ZM17 206H18V205H17ZM80 206H82V205H80ZM102 206H103V205H102ZM102 206H99L100 209H101ZM106 206H107V205H106ZM119 206H120V205H119ZM144 206H143V207H144ZM171 206H172V205H171ZM187 206H188V205H186L185 207H187ZM193 206H191V207L194 208ZM227 206H226V207H227ZM230 206H229V207H230ZM235 206H236V205H235ZM243 206H244V205H243ZM243 206H242V207H243ZM246 206H247V205H246ZM255 206H258V205H255ZM30 207H31V206H30ZM88 207H91V205H89ZM99 207H98V208H99ZM103 207H104V206H103ZM121 207H122V206H121ZM137 207H138V206H137ZM147 207H148V206H147ZM164 207H165V206H164ZM166 207H167V206H166ZM191 207H190V208H191ZM238 207H239V206H238ZM240 207H239V209H241ZM252 207H253V206H252ZM16 208H17V207H16ZM98 208L95 209V206H94V209H95V210H98ZM122 208L124 209V207H122ZM128 208H129V207H128ZM139 208H138L137 210H140V209H141V208H140V209H139ZM148 208H149V207H148ZM167 208H169V207H167ZM170 208H171V207H170ZM204 208H205V207H204ZM244 208H245V207H244ZM244 208H242V210H243ZM257 208H259V207H257ZM262 208H263V207H262ZM262 208H261V209H262ZM26 209H27V208H26ZM30 209H31V208H30ZM30 209H29V210H30ZM85 209H86V208H85ZM91 209L94 210L93 208H91ZM105 209H106V208H105ZM111 209H112V208H111ZM126 209H127V208H126ZM135 209H136V208H135ZM156 209H158L157 206H156ZM165 209H166V208H165ZM171 209L173 210V207H172ZM176 209L179 210V211L181 210V209H178V207H176ZM176 209H175V211H176ZM194 209H195V208H194ZM208 209H209V208H208ZM208 209H207V207H206L205 211L208 210ZM225 209H226V208H225ZM229 209H230V208H229ZM229 209H227V210H229ZM239 209H238V210H239ZM247 209H248V211H249V209H250L249 206H248ZM18 210H19V208H18ZM88 210L91 211L90 209H88ZM95 210H94V211H95ZM124 210H125V209H124ZM127 210H128V209H127ZM131 210L133 211V208H132ZM141 210H143V208H142ZM151 210H152V209H151ZM160 210H161V209H160ZM192 210H193V209H192ZM197 210H199V209H197ZM197 210H193V211H197ZM200 210H201V209H200ZM200 210H199V211H200ZM232 210H233V209H232ZM236 210H237V209H236ZM251 210H252V209H251ZM263 210H264V209H263ZM89 211H88V212H89ZM98 211H100V210H98ZM98 211H97V212H93V211H91L89 214L87 213V215H89V216L91 217V219L93 220V223L95 224V225H93V226H95V227H96V226L98 227V225L101 224V222H102V224H104V223L107 222V220H108V219H107L106 221H102L103 218H105L106 216L103 217V214L100 213V212H98ZM102 211H103V210H102ZM110 211H111V210H110ZM117 211H118V210H117ZM125 211H126V210H125ZM125 211H124V212H125ZM132 211H131V212H132ZM183 211H186V210L184 209ZM205 211H202V212L200 211V212H201V214H203V212L205 213ZM222 211H223V210H222ZM240 211H241V210H240ZM240 211H237V212H239V214H240ZM260 211H261V210H260ZM138 212H139V211H138ZM177 212H178V211H177ZM191 212H192V211H191ZM223 212H224V211H223ZM225 212H226V211H225ZM230 212H231V211H230ZM232 212H233V211H232ZM232 212H231V217L235 218L234 216H232ZM245 212H246V211H245ZM245 212H244V213H245ZM263 212H264V211H263ZM28 213H29V212H28ZM62 213H64V212H62ZM109 213H110V212H109ZM121 213H122V212H121ZM132 213H133V212H132ZM139 213H140V212H139ZM178 213H179V212H178ZM196 213H197V212H196ZM207 213H208V212H207ZM234 213H235V211H234ZM248 213H249V212H248ZM256 213H257V211H256ZM106 214H107V213H106ZM126 214H127V213H126ZM128 214H130L129 211H128ZM146 214H147V213H146ZM181 214H183V213H181ZM197 214H198V213H197ZM253 214H255V213H253ZM261 214H263V213H261ZM117 215H119V214H117ZM117 215H116V217H117ZM132 215H133V214H132ZM135 215H137V213H135ZM148 215H150V214H148ZM153 215H154V214H153ZM173 215H174V214H173ZM176 215H177V214H176ZM179 215H180V214H179ZM195 215H196V214H195ZM219 215H220V214H219ZM219 215H218V216H219ZM237 215H238V214H237ZM242 215H243V214L241 213L240 216H242ZM248 215H250V214H247V216H248ZM259 215H260V214H259ZM107 216H108V215H107ZM128 216H129V215H128ZM133 216H134V215H133ZM138 216L140 217V215H138ZM187 216H189V215L187 214ZM193 216H194V214H193V212H192V215H190V218L192 217V220L197 221V220L195 219V217H193ZM203 216H204V215H203ZM229 216H230V215H229ZM229 216L227 215L228 219H229ZM240 216H239V217H240ZM244 216H245V215H244ZM244 216H242L241 218H242V219L245 218ZM256 216H258V215H256ZM263 216H264V214H263ZM28 217H29V216H28ZM63 217H66V216H63ZM81 217H82V216H81ZM110 217H111V215H110ZM139 217H137L136 219H138ZM144 217H147V216H144ZM198 217H200V219H201L202 216L199 215ZM198 217H197V219H198ZM204 217H205V218H203L204 221H203V220H202V221H203L204 223H206V222H207V221H205V220H206V216H204ZM207 217H208V216H207ZM231 217H230V220H231ZM236 217H237V216H236ZM111 218L113 219V217H111ZM125 218H126V217H125ZM131 218L134 219V217H132V216H131ZM131 218H129V219H131ZM141 218H143V217H141ZM149 218H150V217H149ZM153 218H154V217H153ZM175 218H176V217H175ZM177 218H178L179 221L183 220V219H180V218H181V215H180V218H179V216H177ZM222 218H223V217L221 216V219H222ZM233 218H232V219H233ZM247 218H248V217H246L245 220H246ZM256 218H257V217H256ZM263 218H264V217H263ZM64 219H65V218H64ZM112 219H111V220H112ZM172 219H173V218H172ZM221 219H220V220H221ZM237 219H238V217H237ZM260 219H261V217H260ZM260 219H259V220H260ZM80 220H81V221H84V220H82V219H80ZM109 220H110V219H109ZM109 220H108V222H109ZM111 220H110V221H111ZM120 220H121V219H120ZM120 220H119V221H120ZM134 220H135V219H134ZM140 220H141V219H140ZM145 220H148V219L146 218ZM173 220H174V219H173ZM176 220H177V219H176ZM176 220H174V221H175V224H176ZM224 220H226V215H224L223 221H224ZM235 220H236V218H235ZM247 220H248V219H247ZM247 220H246V221H247ZM33 221H34V220H33ZM115 221H116V220H115ZM122 221H123V220H122ZM150 221H151V222H150ZM195 221H193V222H195ZM198 221H199L200 223H202L201 220H198ZM226 221H227V220H226ZM228 221H229V220H228ZM228 221H227V222H228ZM238 221L240 222V220H238ZM246 221H245V222H246ZM260 221H262V220H260ZM103 222H104V223H103ZM124 222H125V221H123V223H124ZM136 222H138V220H136ZM139 222H140V221H139ZM139 222H138V223H139ZM141 222H142V220H141ZM144 222L146 223L147 221H144ZM149 222L152 223L153 220L150 219ZM149 222H148V224L150 225ZM220 222H221V221H220ZM236 222H237V221H236ZM242 222H243V221H242ZM245 222H243V223H245ZM121 223H122V222H121ZM121 223H120L119 225H121ZM132 223H133V222H132ZM138 223H137V224H138ZM145 223H144V224H145ZM173 223H174V222H173ZM191 223H192V222H191ZM191 223H190V224H191ZM221 223H222V222H221ZM225 223H226V222H225ZM225 223H224V224H225ZM229 223H230V222H229ZM229 223H228V224H229ZM257 223H259V222H257ZM263 223H264V222H263ZM107 224H108V223H107ZM107 224H106V225H107ZM116 224H117V223H116ZM126 224H127V225H126L127 227L130 226V223H129V226H128V219H127V223H126ZM135 224H136V223H135ZM148 224H146V225H148ZM177 224L180 225L179 222H178ZM188 224H189V223H188ZM188 224H187V225H188ZM190 224H189V225H190ZM142 225H143V224H142ZM146 225H145V226H146ZM149 225H148V226H149ZM184 225H185V224H184ZM184 225H182V226H184ZM191 225H192V224H191ZM195 225H196V224H195ZM198 225L200 226V224H198ZM201 225H204V224H201ZM225 225H227V224H225ZM225 225H224V226H225ZM260 225H261V224H260ZM262 225H264V224H262ZM124 226H125V223H124ZM131 226H133V225L131 224ZM137 226H138V225H137ZM143 226H144V225H143ZM143 226H142V227H143ZM150 226H151V225H150ZM153 226H154V225H153ZM164 226H165V223H164ZM185 226H186V225H185ZM185 226H184V228H185ZM192 226H194V224H193ZM230 226H231V225H230ZM41 227H42V226H41ZM95 227H94V228H95ZM97 227H96V228H97ZM99 227H100V225H99ZM101 227H103V226H101ZM104 227H105V225H104ZM111 227H112V226H111ZM119 227H120V226H118V228L116 227L117 230L119 229ZM134 227H135V226H134ZM142 227H141V228H142ZM175 227H176V226H175ZM178 227H179V226H178ZM204 227H205V226H204ZM204 227H203V228H204ZM232 227H233V226H232ZM248 227H249V225H248ZM263 227H264V226H263ZM47 228H48V227H47ZM92 228H93V227H92ZM94 228H93V229H94ZM113 228H115V226H114ZM120 228H123V226H121ZM124 228H125V227H124ZM138 228H139V227H138ZM146 228L148 229V227H146ZM151 228H152V227H151ZM151 228H149V229L151 230ZM167 228H168V227H167ZM179 228H180V227H179ZM189 228H192V227H189ZM196 228H197V227H196ZM229 228H230V227H229ZM261 228H262V226H261ZM83 229L85 230L86 228H83ZM97 229H98V228H97ZM99 229H100V228H99ZM106 229H107V228H106ZM127 229H128V228H127ZM127 229H126V232H127ZM132 229H133V227H132ZM135 229H136V228H134V231H135ZM142 229H143V228H142ZM142 229H140L141 231H140V234L138 233V236H140V235H141V232H143ZM175 229H176V228H175ZM198 229H200V228L198 227ZM230 229H231V228H230ZM230 229H229V230H230ZM233 229H234V228H233ZM257 229H259V232H260V228H257ZM257 229H256V230H257ZM84 230H82V231H84ZM86 230H87V229H86ZM104 230H105V229H104ZM104 230L102 229V231H104ZM107 230H108V229H107ZM117 230H116V231H117ZM138 230H139V229H138ZM138 230H136V232H137ZM144 230H145V229H144ZM154 230H156V229H154ZM190 230H191V229H190ZM192 230L195 231V230H197V229L194 230V229L192 228ZM192 230H191V231H192ZM93 231H95V230H93ZM96 231H97V230H96ZM122 231H123V230H122ZM122 231L120 230L119 232H121L122 235H125V234H124L125 231H123V232H122ZM145 231H146V230H145ZM162 231H164V229H163ZM178 231H179V230H178ZM200 231H201V229H200ZM200 231H199V232H200ZM203 231H204V230H203ZM263 231H264V228H263ZM104 232H105L104 235L107 236L106 233H107L108 231H104ZM119 232H118V233H119ZM128 232L131 233L130 230H129ZM138 232H139V231H138ZM148 232H149V231H148ZM152 232H153V231H152ZM196 232H197V231H196ZM204 232H205V231H204ZM257 232H258V231H257ZM110 233H112V231H111ZM121 233H120V235H121ZM174 233H175V232H174ZM112 234H113V233H112ZM116 234H117V233H116ZM127 234H128V233H127ZM127 234H126V235H127ZM135 234H136V233H135ZM135 234H134V236H135ZM150 234H151V233H150ZM155 234H156V233H155ZM191 234H193V233L191 232ZM195 234H196V233H195ZM204 234H206V233H204ZM214 234H215V232H214ZM120 235H119V236H120ZM122 235H121V236H122ZM129 235L131 236V235H133V233H131V234H129ZM142 235H143V234H142ZM147 235H148V234H147ZM147 235H144V236L147 237ZM161 235L164 236V233H163V234L161 233ZM161 235H160V237L163 238V236H161ZM175 235H176V234H175ZM179 235H180V234H179ZM193 235H194V234H193ZM193 235H192V236H193ZM220 235H221V234H220ZM248 235H249V234H248ZM252 235H253V236H252ZM260 235H261V232H260ZM260 235H259V237L262 236V235H261V236H260ZM106 236H105V238H106ZM108 236H109V234H108ZM130 236H128V237H130ZM134 236H132L131 239H133ZM136 236H137V235H136ZM149 236H150V235H149ZM166 236H167V235H166ZM181 236L184 237V234H183V235L181 234ZM195 236H197V234H196ZM200 236H201V235H200ZM209 236H210V235H209ZM212 236H213V235H212ZM215 236H218V232H217V234H215ZM254 236H256V234H251V235H250V237H254ZM97 237H98V235H97ZM114 237H115V236H114ZM117 237H118V235H117ZM123 237H124V236H123ZM140 237H142V236H140ZM140 237H139V238H140ZM146 237H145V238H146ZM155 237L157 238L158 236H154L153 238H155ZM183 237H182V238H183ZM207 237H208V235H207ZM224 237H225V236H224ZM224 237H223L222 240H221V239H220V240L223 241V240H224ZM250 237H249V238H250ZM99 238H100V237H99ZM102 238H103V234H102ZM102 238H101V240H102ZM119 238H121V237H119ZM125 238H127V236H126ZM136 238H137V237H136ZM136 238H135V239H136ZM149 238H150V237H149ZM161 238H160V239H161ZM184 238L186 239V237H184ZM184 238H183L182 240H184ZM187 238H189V237H187ZM192 238H193V237H192ZM208 238H209V237H208ZM212 238H214V237H211V239H212ZM218 238H219V237L214 238V239H217V240H218L217 242H220ZM220 238H221V237H220ZM255 238H256V237H255ZM261 238H262V237H261ZM111 239L113 240V238H111ZM117 239H118V238H117ZM122 239H123V238H122ZM122 239H121V242L126 240V239H125V240H122ZM180 239H181V238H180ZM195 239H196V238H195ZM195 239L193 238V241H194ZM211 239H210V240L208 239L209 242L211 241L210 243H214V239H213V242H212ZM257 239H258V238H257ZM259 239H260V238H259ZM263 239H264V236H263ZM105 240H107V239H104L103 242H104ZM115 240H116V238H115ZM115 240L113 241V244L116 242ZM128 240H130V239L128 238ZM128 240H127V241H128ZM139 240H140V239H139ZM145 240H147V238H146ZM158 240H159V239H158ZM164 240H165V238H164ZM164 240H163V241H164ZM178 240H179V239H178ZM178 240H176V241L178 242ZM182 240H181V241H182ZM204 240H205V237H204L203 241H204ZM42 241H43V240H42ZM118 241H119V240H117V242H118ZM130 241L132 242V240H130ZM154 241H155V240H154ZM161 241H162V239H161ZM163 241H162V242H163ZM195 241H198V240H195ZM200 241H202V239H200L199 242H200ZM230 241H231V240H230ZM253 241L256 242V239H255V240L253 239ZM101 242H102V241H100V243H101ZM111 242H112V241H111ZM121 242H120V243H121ZM131 242H130V243H131ZM139 242H140V241H139ZM145 242H146V241H145ZM166 242H167V240H166ZM166 242H165V244H166ZM186 242H187V240L185 241V243H186ZM205 242H206V240H205ZM243 242H245V241H243ZM260 242H261V241L259 240V244H260ZM263 242H264V241H263ZM263 242H262V244H263ZM51 243H52V242H51ZM122 243H124V242H122ZM122 243H121V245H123ZM125 243H127V245H128V242H125ZM130 243H129V246H130ZM134 243H138V242L136 241V242H134ZM173 243H174V242H173ZM175 243H176V242H175ZM181 243H182V242H181ZM190 243H191V241H190ZM194 243H195V242H194ZM207 243H208V242L202 244V242H200L198 245L202 244V245L206 246ZM222 243H223V242H222ZM227 243H228V242H227ZM235 243H236V242H235ZM245 243H246V242H245ZM105 244H106V243H105ZM113 244H112V245H113ZM131 244H133V243H131ZM155 244H158V243H155ZM155 244H154V246H156ZM162 244H163V243H162ZM165 244H163V245H165ZM167 244H168V242H167ZM214 244H216L215 246H216L217 248L220 247V245H219L218 243L215 242ZM238 244H239V243H238ZM238 244H237V245H238ZM240 244H241V243H240ZM253 244H257V243H253ZM259 244H258V245H259ZM109 245H110V246H109ZM143 245L146 246V244H143ZM150 245H151V243H150ZM160 245H161V243H160ZM181 245H182V244H181ZM181 245H180V246H181ZM192 245H194V244H192ZM202 245H201V246H202ZM207 245L209 246V243H208ZM221 245H222V244H221ZM228 245H229V244H228ZM230 245H231V244H230ZM232 245H233V244H232ZM232 245H231V247L234 246V245H233V246H232ZM52 246H53V245H52ZM119 246H120V245H119ZM124 246H125V244H124ZM157 246H158V245H157ZM157 246H156V247H157ZM186 246H188V245H186ZM190 246H191V245H190ZM194 246H196V245H194ZM204 246H203V248L201 247L200 249H203V250H204ZM210 246H212V244H211ZM225 246H226V245H225ZM241 246H242V245H241ZM252 246H253V245H252ZM259 246H260V245H259ZM56 247H57V248H56ZM132 247H133V246H132ZM137 247H139V246H137ZM140 247H141V246H140ZM199 247H200V246H199ZM212 247H214V246H212ZM212 247H209V249L212 248ZM216 247H215V248H216ZM221 247L223 248V246H221ZM228 247H229V246H228ZM228 247H227V248H228ZM237 247L240 248V245L237 246ZM243 247H244V243H243ZM245 247L247 248L248 246H245ZM245 247H244V248H245ZM256 247H258V246H255V248H256ZM263 247H264V244H263ZM87 248H89V249H87ZM117 248H118V247H117V245H116V249H117ZM119 248H120V247H119ZM119 248H118V249H119ZM123 248H125V247H123ZM127 248H128V247H127ZM144 248L146 249V247H144ZM154 248H155V247H154ZM154 248H153V249H154ZM164 248H165V247H164ZM197 248H198V247H197ZM197 248H196V249H197ZM217 248H216V249H217ZM225 248H226V247H225ZM227 248H226V251H224V253H227V250H228V249L230 250V248H228V249H227ZM241 248H242V247H241ZM244 248H243V250H244ZM90 249H91V251L94 252V254H95L94 256H93V255L90 256L89 253H87V250H90ZM120 249H121V248H120ZM125 249H126V248H125ZM133 249H134V248H133ZM136 249H137V248H136ZM142 249H143V248H142ZM149 249H150V248H149ZM149 249H147V250H149ZM158 249H159V248H158ZM175 249H176V247H175ZM177 249H179V248H177ZM189 249H190V248H189ZM189 249H188V251L190 252ZM192 249H193V248H192ZM194 249H195V248H194ZM196 249H195V250H196ZM198 249H199V248H198ZM198 249H197V250H198ZM200 249L198 250L199 253H200ZM206 249H207V251H208V253H209V249H208V248H205V250H206ZM213 249H214V248H213ZM218 249H219V248H218ZM223 249H224V248H223ZM231 249H232V248H231ZM248 249H249V248H248ZM259 249H260V248H259ZM261 249H262V247H261ZM127 250H130V249H127ZM183 250H184V249H183ZM195 250H194V251H195ZM197 250H196V251H197ZM220 250H221V249H220ZM224 250H225V249H224ZM243 250H242L241 252H243ZM249 250H252V249H251V246H250V249H249ZM144 251H145V250H144ZM149 251H151V249H150ZM159 251H160V250H159ZM176 251H177V250H176ZM179 251H180V250H179ZM181 251H182V249H181ZM216 251H217V250H216ZM216 251H215V252H216ZM238 251H239V250H238ZM254 251H255V250H254ZM153 252H155V251H152V253H153ZM192 252H193V251L191 250V253H192ZM202 252H203V251H202ZM202 252H201V253H202ZM217 252H218V251H217ZM228 252H229V251H228ZM239 252H240V251H239ZM241 252H240V253H241ZM245 252H246V250L244 251L243 256H245V257L247 258L246 255H247L248 253H247V252L245 253ZM257 252H258V251H257ZM122 253H123V251H122ZM124 253H126L125 250H124ZM130 253H131V254H135L136 252H135V253H132V249H131V252H130ZM142 253H144V252H142ZM157 253H158V252H157ZM169 253H170V252H169ZM181 253H182V252H181ZM197 253H198V252H195V254H194V255L192 254V256L195 257V255H196ZM201 253H200V254H201ZM221 253H222V252H221ZM224 253H223V254H220V253L218 252L219 255L214 256L215 260L213 261V259H211L212 262H214V264H216V262H217V264H221V263H222V264H235V263L237 262V264H238V262H239L240 259H236V258H235V260L233 261V260H231V257H230V256H228V257H230V259H228L226 255L223 256ZM237 253H238V252H237ZM253 253H254V252H253ZM127 254H128V252H127ZM131 254H130V255H131ZM153 254H154V253H153ZM174 254H175V253H174ZM176 254H178V253H176ZM179 254H180V253H179ZM200 254H199V258H198L199 260H201V258H200L201 255H200ZM216 254H217V253H216ZM250 254H251V253H250ZM257 254H258V253H257ZM257 254H256V255H257ZM119 255H120V256H119ZM122 255H123V254H122ZM130 255H126V256H127V257L129 256V257H130ZM144 255H145V254H144ZM150 255H151V253L149 254V256H150ZM155 255H156V254H155ZM155 255H154V256H155ZM185 255H186V254H185ZM185 255H184V256H185ZM187 255H188V254H187ZM253 255H254V254H253ZM253 255H251V256H253ZM131 256H132V255H131ZM137 256H138V255H137ZM137 256H136V257H137ZM139 256H142V255H139ZM146 256H148V254H147ZM154 256H152V259H153ZM166 256H167V254H166ZM175 256H176V255H175ZM177 256H178V255H177ZM184 256L182 255L183 259H185ZM189 256H190V255H189ZM236 256H237V255H236ZM240 256H242V255H240ZM45 257H46V256H45ZM142 257H143V256H142ZM186 257H187V259H188V256H186ZM190 257H191V256H190ZM190 257H189V259H190ZM206 257H207V254H206ZM238 257H239V256H238ZM245 257H243V258L245 259ZM261 257H262V256H261ZM95 258H99V260H101V262H100V263H99V262H96L97 259H95ZM121 258H124V257H121ZM144 258L146 259V257H144ZM147 258H148V257H147ZM150 258H151V257H150ZM164 258H165V257H164ZM180 258H181V257H180ZM191 258H192V257H191ZM203 258L206 259V258L203 257V255H202V259H203ZM243 258L241 257V263H242V259H243ZM249 258H250V257H249ZM262 258H263V257H262ZM124 259H126V257H125ZM139 259H140V258H139ZM152 259H148V260L151 261ZM156 259H157V260H156ZM156 259L154 258L153 260H156L157 262L160 261V260H158L159 257L156 258ZM183 259H182V261H183ZM192 259H193V258H192ZM192 259H191V260H192ZM194 259H195V258H194ZM244 259H243V263L246 261V259H245V260H244ZM191 260H189V261L187 260V261L190 263ZM196 260H197V259H196ZM196 260H195V262H196ZM211 260H210V261H211ZM263 260H264V259H263ZM263 260H262V261H263ZM56 261H57V260H56ZM121 261H122V260H121ZM124 261H125V260H124ZM124 261H123V262H124ZM145 261H146V260H145ZM145 261H144V262H145ZM168 261H169V260H168ZM197 261H198V260H197ZM207 261H208V260H207ZM207 261L204 262V263H205V264L208 263ZM210 261H209V262H210ZM59 262H60V261H59ZM146 262H149V261H146ZM154 262H155V261H154ZM161 262H162V261H161ZM161 262H159V263H161ZM173 262H174V261H173ZM188 262H187V263L185 262L184 264H189ZM192 262H193V264H194V261H193V260H192ZM212 262H211V263H208V264H212ZM249 262H250V261H249ZM63 263H64V262H63ZM133 263H134V262H133ZM149 263H150V262H149ZM149 263H148V264H149ZM151 263L153 264V262H151ZM151 263H150V264H151ZM165 263H166V262H165ZM168 263H169V262H168ZM178 263L181 264V263H183V262H181V261L179 262V261H178ZM201 263H203V262L200 261L198 264H201ZM245 263H246V262H245ZM245 263H244V264H245ZM257 263H258V262H257ZM257 263H256V264H257ZM58 264H60V263H58ZM122 264H123V263H122ZM124 264H125V263H124ZM126 264H127V261H126ZM143 264H144V263H143ZM146 264H147V263H146ZM161 264H162V263H161ZM166 264H167V263H166ZM173 264H174V263H173ZM175 264H176V263H175ZM247 264H250V263L247 262ZM260 264H262V263H260Z\"/></svg>","mask_w":264,"mask_h":264}]
</instances>
